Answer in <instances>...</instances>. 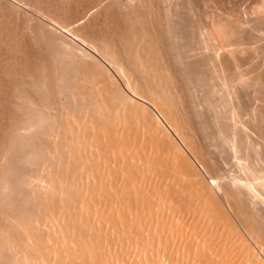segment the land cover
<instances>
[{
  "label": "bare ground",
  "instance_id": "1",
  "mask_svg": "<svg viewBox=\"0 0 264 264\" xmlns=\"http://www.w3.org/2000/svg\"><path fill=\"white\" fill-rule=\"evenodd\" d=\"M21 1H24V0H21ZM25 1H27V0H25ZM32 1L35 2L34 0H32ZM36 1L38 2V4H40V3L42 4L44 2L45 4H43V5L46 6V3L49 0H46V1L45 0H36ZM50 1L47 3V5L49 4L48 7L53 6L50 4V3H52V1L51 2ZM66 1L68 3H66ZM66 1H65L66 4H64V2H62L63 3L62 5H64V6H62V5L59 6L60 8H58L59 10L57 9V12L56 11L54 12L55 9L53 10L52 8L51 9L47 8V9H49L50 14L54 12L53 15L50 16L51 17L50 20L57 22L59 20V18L61 17L60 20H63V22L65 21V19H69V21L71 22V21H73V20H71V18L73 19V17H74L75 18L74 21L72 23H70V22H68V23H70L72 25L75 24L74 29H78L77 27H79V26H80L79 28H81V27L83 28L82 22H84V24H85V20L87 21V19H89L91 17L90 19H92V22H91L92 25L88 24V26H90L89 30H87L86 28H83V30L80 29L83 32H84V29L86 31H89V32H87V35L89 34L88 39L92 36V38L89 39L90 41L86 39L87 36H84L81 33H80V35H82V36H77V34L74 33V30H72L73 31L72 33H74L78 38H80V40L85 37V39H82L84 43L86 41H87L86 42L87 44H88V42L91 43L89 45L91 46L92 50L88 45H86V43L83 44L81 41V43L84 45L85 48L89 47V49H90L89 51H94V52H95V50H96V52L98 51L99 52L98 57L101 54L100 56L104 57L102 60L103 61L107 60V62H109V64H108L109 67L113 69V71H110V70H112L110 68L108 69L109 74H110V72L111 73L114 72V74L116 75V76L115 75L114 76L117 77L118 80H120V83H118L119 81L116 80L112 75H109V78H105L104 76H102L105 73L102 72L103 74H100V75L98 74V70H100V66H99L100 61L97 57H95L96 59H98V62H99V64L97 62L99 69L96 67V69H97L96 70L95 65L97 66V64H95L94 62L97 60L95 58H94L95 60L93 59V56H94V55L92 56L93 53L88 52L87 49H86L87 51L83 50L84 51V54H83L82 49H79L81 47H78V49L82 51L81 52L82 55H80L81 53L78 55L77 54L75 55L76 50L74 48L73 50H75V52L73 54L76 56V57L74 56L76 60H74V59L71 60V58H73V57L70 58L68 55L69 54L68 51L71 49L72 46L70 47L69 50H67V49H66L67 51L64 50L65 53L68 52L67 55L64 53V51H63V53H61V50L60 51L57 50V52H56V49H57V46H55L56 44L53 45V48L55 51L52 50L49 52L50 54H54V55L56 53L60 52L62 54V56L65 54L64 59H68V57L70 58V61L63 60V58L60 57L61 56L60 53H59L60 54L59 57L56 54V56L58 58L56 56H53V57H56V60H58L59 63H61V64H62V62L64 63V61H67V63H64L65 65L68 63H71V61H72V63H71L72 65H74V63L78 64V65H74L77 67V69L74 68V66H72V65H71L72 66L71 67L70 64H68L69 66L66 65L69 68H71L72 70L75 69L77 71V73H75V70H73L75 75H77L76 77L74 76L75 77L74 78V77H72L73 72L71 69H70L71 70V76H69L70 71H68L69 73L67 72V70L69 68H66L67 70L65 68H63V69H65V73L63 72L64 74H62V72L55 67L50 69L51 65H52L51 62H52L53 58L50 60L51 57L45 56V55H49L48 50H46L48 54L46 53L44 55V52H42L43 50L41 49L42 50L41 51L42 53H41L40 49H39V52L41 54H39L40 56L39 55L37 56V54H36V53H38L37 50H36L37 52L33 51V50L30 51V49L27 50V48H26L25 50L23 49L25 52H21L22 49L21 50L18 49L19 46L17 45L18 46L17 49L21 52V54L23 56V60L25 61V59H26L27 61L26 62L22 61V62H19V64H17L18 60L16 59L17 60V61H15L16 64H14V62H13V64L11 65V63H10L11 67H10V65L8 66L10 68V70H8L9 68H6V70H8V71H6L4 69L6 74L5 73H2V74H5L6 75L5 77H8V76H11L14 74L19 78V81L21 80V78L26 79L29 77L30 79L29 78H28L29 80L26 79V82L27 81L32 82L34 84L33 89L35 88V90H34V92H32V95H25V93L21 89H23L22 87L26 86L28 82L24 83L25 80L24 81L22 80L23 81L22 83L24 84V86H23L22 83H18L19 81L17 80V77L13 75L14 80L17 81L16 84L19 86H21V84H22V86L20 88V90H21V92H20L18 90L19 87L16 86V84L13 80L11 81L9 79V80L5 81L4 80L5 78L0 74L2 76V78H0V98H1L0 103H1V100L4 96H7L6 99L8 98L7 99L8 101L6 99H5L6 100L5 101L4 100L5 97H4L3 98L4 102L2 100V103L10 101L9 102V104H10L11 102H13V100L12 101L10 100V99H13V97H10L9 95L12 94V92H16L17 94L14 93V94H16V97H18V99H19V97L21 98L18 101L19 103L18 104L16 103L17 108L20 106L18 109L22 110V112L24 111V113H23L24 115L22 113L19 114V112H18V114L21 116L19 117L17 115L18 117H15L16 119L14 118V116H13V118L10 117V119L13 120L12 124L10 123L11 122L10 121L9 123L11 125H9L7 123L9 126H5V125H2L3 124L2 122H4L5 119L3 121V120H1V118L3 117V114H5L6 116L9 114H6V112L4 110V106L7 105L5 108H7L8 112L10 111L9 109H11V107L8 103L3 104L2 106H1L2 103L0 104L1 108L3 107L2 108L3 111H1L2 109L0 108L1 109L0 114L2 115V117L0 116L1 117L0 118V264H264V198L261 196H258L260 194L257 193V191H256V188H258L257 190L259 192H261L262 194H264V191H263L264 190V147L263 148L261 147L263 145L261 141L264 140V138L261 137L262 139L259 140L260 138L257 139L255 136L253 138H252V136H250L252 140L254 139L253 143L256 139L258 141H255L254 145L253 144L249 145L248 143L250 142V140H249L250 137L248 134H250V133L248 132L249 130L248 131L246 130L249 138L247 139L248 143L247 142L246 143L244 142V143L248 144L247 146H249V148L251 147V145H253L252 147H254L255 149H253V148H250V149L247 148V149L248 150L253 149V151L255 150L254 153L256 152L255 154H256L257 158L260 160L259 162H263L262 165L258 164L257 166H259V167H257L256 164H254L255 163L254 162L253 165H255L257 167V169H256V167L253 166L252 164H250V165L245 164V166L248 169L247 172H249V173H247V175L249 174L248 176H243L246 173L244 174L241 171L242 169L241 170L238 169L240 172L237 170V172H238L237 174L242 172L241 176H237L234 174H233L234 176H232V174L231 175L229 173L227 174V171L225 170L227 168V166H223V167H226V168H223L226 171V173L225 174L221 173V172H225V171H223V169L221 171L222 167H220L221 164H220L219 158H217L216 155H213V152H211L213 149H210L211 146L209 145L210 146L209 147L207 144H205V142H202L203 138L200 139L201 135H202V137L205 135L206 132L204 133V131L206 128L204 129V131L202 130L203 128H201L200 132L198 133L199 130H197L196 122L194 120L195 114L199 115L198 117L201 118V121H202V118L206 117L207 114L206 115L201 114V110H199L198 112H200V113H195L193 115V112L195 109L193 110L192 107L196 106L197 104L189 106L190 104H188V103H191V102H188L189 101L188 99H187L188 101L186 102V100L184 99L186 97L183 96V94L184 93L186 94V92L188 91V90H186L188 86H186L184 84V86H186V89H185L186 91L184 92L183 91L184 89L182 90L181 88H179V86H181V87L183 86V85H180L181 84L179 82L180 80L173 75L174 71L172 72V70L174 69L173 66L175 64L171 65L172 61L169 62L171 57L169 58V55H168L170 53L167 54V52L165 53V51H164L166 48H164L165 44L163 41L167 40V39L166 40L163 39L164 37H166V36H164L165 31H164V33L162 31L160 32L163 34V35L161 34L162 35V38H161L160 35L159 36L157 35L158 33L155 31V29H156L155 28L154 29L155 35L152 36L151 34L152 33L154 34V32L150 33L152 30L150 31L149 28H148L149 31L144 29L146 27V26H144L145 23H144V25L141 24V20L144 22V20H143L144 17H143L142 12L145 11L144 13L146 14L147 13L146 9H149V7H150V9L156 7V5L154 7L152 0L149 2H148V0H121L122 3L119 0V2L122 4V7H121V5H119L120 3H118V0H117V3L119 5V6L117 5V8L119 7L120 9L121 8L127 9V11L125 10L127 12V16H126V14H125V16H122L123 15L122 11H119L120 10L119 8H118L119 10L118 9L115 10V8H113L114 2H115L114 0H66ZM163 1H165V0H163ZM166 1H168V0H166ZM166 1H165V3H166ZM210 1L214 2L213 0H210ZM8 2H10V0ZM18 2H20V1H18ZM27 2H31V0L30 1L28 0ZM36 3H35V7H38V4H36ZM71 3H74V4H71ZM110 3L113 4L112 7H111ZM157 3H158V1H157ZM3 4H1V5H3ZM58 4H59V2H58ZM148 4H152L153 7H151L152 5H148ZM168 4H170V3H168ZM9 5H13V4H9ZM70 5L73 7H71ZM54 6H55V4H54ZM180 6H182V5L180 4ZM160 7H161V5H160ZM211 7H213V6L211 5ZM2 8H4V5ZM13 8H16V7L13 6L12 9ZM21 8H22V6H21ZM53 8H55V7H53ZM157 8H158V6H157ZM42 9H44V8H42ZM112 9L115 10L114 14H117L116 17L118 16L117 11H119V12H121L120 15L122 14L121 16H122L123 20L128 19L130 25H129V23H127L128 21L126 22L124 20V22L127 23L125 25H127L128 27L131 26V31L138 25V24L136 25L137 22L140 25V28L139 29L136 28V29L139 30V35L141 36V38H139L140 36H138V31L136 29H135L136 31L135 30L132 31L133 33H134V31L137 32L138 39H137V36L135 35V33H134L135 37L133 38V39H136V41L135 40L129 41V40H132V39H129V37H128L131 33V32H129L130 27L128 28L129 30H127L129 32L128 36H126V37L124 36V35H126V34H124L126 30L124 31L123 34L121 33L122 35L119 34L120 38H121V36L125 37V39H124V37H123V39H121V42H122V40H125V43H126L124 46L125 50H124L123 46L121 45V49H123V50L119 51V49H120L119 46H120V44H122L121 42H120V44L118 43L119 46L115 45L119 48H117L113 45L114 42H112V43L110 42L112 44L111 46L109 44V41H112L111 37L113 35L111 36V34L115 32V31L111 30V28H112L111 26L112 25L116 26L115 23H117V25H118L119 21L121 20L120 15H119L120 20L118 19V22H117V20L116 21L112 20V19H115V15L112 14L114 11L111 12ZM150 9L148 11H150ZM209 9H211V8H209ZM128 10H129V12H128ZM151 10L155 11V9H151ZM241 10H240V12H243ZM6 11H8V10H6ZM108 11L110 13H107ZM156 11H157V9H156ZM204 11H206V10H204ZM153 12H152V14L154 15L155 13H153ZM202 12L203 11H201V14H203ZM208 12H209V10H208ZM221 12H223V11H221ZM260 12H261V10H260ZM15 13L17 16V12H15ZM21 13H23L22 16H24V12L22 11ZM21 13H19V14H21ZM166 13H168V12H166ZM182 13H184V11ZM186 13H187V11H186ZM1 14H3V13H1ZM1 14H0V16H2ZM46 14L48 15V13H46V12H45V14L43 13V15H46ZM107 14H110L111 15L110 17H112V19L110 17H108ZM162 14H159L156 17H158ZM193 14H194V11H193ZM6 15H8V14H6ZM169 15H171L170 12H169ZM188 15H190V14H188ZM25 16H27V15H25ZM106 16L108 17V19L110 18L109 19L110 21L111 20H112V22L115 21V23L113 22L114 24L111 22L112 24H110V26L108 28L112 32H110L108 29H107L108 31L106 29L101 30V28L105 25V24L103 25L102 23L103 22L105 23L108 20ZM218 16H217V18L221 17V15H220V17H218ZM126 17H127V19H126ZM255 17H258V16H255ZM29 18H31V17L29 16ZM38 18L39 17H37V19ZM202 18H203V16H202ZM202 18L200 20H202ZM232 18H233V16H232ZM25 19H27V17ZM32 19H30V21ZM35 19H36V17H35ZM165 19H166V17H165ZM168 19H170V18H168ZM179 19H177V20H179ZM109 20L106 23H108V22L110 23ZM162 20L163 19H161V21ZM172 20H173V18H172ZM172 20H170V21H172ZM181 20H182V18H181ZM15 21H16V19H15ZM66 21H68V20H66ZM157 21L158 22L156 24H160V20H157ZM196 21L197 20L195 19V22ZM225 21H227V19ZM231 21H232V19H231ZM235 21L237 22V20H235ZM5 22H4V24H5ZM7 22H9V21H7ZM12 22H14V21L12 20ZM120 22L122 23V21H120ZM191 22H192V20H191ZM22 23H23V21H22ZM39 23L41 24V22H39ZM43 23L44 22L42 21V24H41V25H43L42 27L45 26ZM57 23H59V22H57ZM88 23H90V22H88ZM95 23H97V27L95 26ZM177 23L179 24V22H177ZM198 23H199V21H198ZM218 23H220V22L218 21ZM228 23H229V20H228ZM228 23H226V24H228ZM15 24H17V23H15ZM40 24H38V25H40ZM45 24H46V22H45ZM173 24H174V22H173ZM211 24H214V23H211ZM5 25H4V27H5ZM7 25H8V23H7ZM46 25H48V24H46ZM60 25H61V27L65 26L62 24H60ZM162 25H164V24H162V23L160 24V28L162 27L161 30H164V27H166L167 25L169 27H170V25H171V27H175V25L172 26V23L171 24L168 23L166 26H162ZM204 25H205V23H204ZM215 25L216 24H214V26ZM127 26L125 29H127ZM143 26H144V28H143ZM66 27H64V29ZM84 27H86V24L84 25ZM106 27H107V24H106ZM120 27H122V26H120ZM137 27H139V26H137ZM148 27H150V26H148ZM156 27H157V25H156ZM169 27L166 29L171 30V27L170 28ZM199 27H202L201 24ZM212 27H213V25H212ZM217 27L220 28L219 25ZM9 28L10 27H8V29L7 28L6 29L9 31ZM38 28H40V27H38ZM45 28L46 27H44V29ZM67 28L65 31L70 33L71 30L67 31ZM202 28H199V29H202ZM256 28H257V26H256ZM6 29H4V30H6ZM113 29L115 30V28H113ZM122 29H124V28H122ZM122 29H121V31H123ZM174 29L176 30V28H174ZM193 29H194V27H193ZM199 29H197L198 30L197 32H200ZM235 29H236V27H235ZM28 30H30V29L28 28ZM45 30H47V29H45ZM80 30L77 31L78 35H79ZM90 30H92V31H90ZM117 30L120 31L119 29H116V33L118 32ZM158 30L160 31V29H158ZM184 30L185 29L183 27L182 31H184ZM214 30L215 29H213V31ZM13 31H12V33H13ZM104 31H107V32H105L106 35L110 33V36L108 35L110 37V40L109 41L103 40L102 43L97 42L98 44L101 45V46H99L96 43V40H98V38H96V37L101 38L100 36H102V38L105 39L106 36L104 37L102 35V34L105 35V33H102ZM169 31H167V32H169ZM171 31L169 32V34H171ZM216 31H218L217 28H216ZM224 31L225 30H223V32ZM3 32H0V33L2 34ZM5 32H7V31H5ZM17 32H18V30H17ZM44 32H46V31H44ZM44 32L42 34H44ZM51 32H52V29H51ZM177 32L178 31L176 30V33ZM197 32L196 33L194 32V34L197 35ZM201 32H203V31H201ZM201 32L199 33L200 35L198 34L199 37L195 36V37L199 38V40L197 42L195 41L197 44H194V43H192V44H194V46L197 45V48H199L201 51H203V53L204 52L206 53L207 49H210V48L208 46H205V45L206 44L208 45L209 42L205 43V45H204L203 41H205V40L203 39ZM206 32L209 34H212V33L208 32L207 30H206ZM235 32H237V31H235ZM57 33H59V32H57ZM187 33H189V32H187ZM191 33H193V32H191ZM8 34H11V33H8ZM179 34H181V33H179ZM218 34H220V33H218ZM224 34H225V32H224ZM230 34L231 33H229V35ZM242 34H244V32ZM54 35H56V34H54ZM61 35H63V34H61ZM22 36H24V35H22ZM45 36H44V39H42V40H44L43 43L45 42ZM52 36L53 35H51L50 37H52ZM93 36H94V38H96V40L93 39ZM168 36L169 35H167V37ZM172 36H173V34H172ZM184 36H185V34H184ZM187 36H189V35H187ZM200 36L202 39H200ZM232 36L230 35V37H232ZM239 36L240 35H238L237 37H239ZM2 37H3V34H2ZM29 37H30V34H29ZM35 37H37V36L35 35ZM77 37H76V39H77ZM114 37H115V34H114ZM207 37H208V34H207ZM6 38H8V37H6ZM58 38L56 40H58ZM118 38H119V36H118ZM169 38H168V40H169ZM182 38H183V36H182ZM215 38L216 37H214V40H212V39L211 40L216 41L217 39H215ZM3 39H4V37H3ZM14 39H15V37H14ZM17 39H16V41L18 42ZM92 39L95 41L94 42L91 41ZM101 39H100V41H102ZM27 40H30V39H27ZM33 40H35V39H33ZM33 40H30V41H33ZM49 40H48V42H50ZM114 40H116V38H114ZM208 40H209V38H208ZM35 41H37V40H35ZM118 41H120V40H118ZM39 42L42 43V41H40V39H39ZM56 42L57 41H55V43ZM71 42H72V40H71ZM130 42H131V44H130ZM134 42H135V44H134ZM227 42H228V40H227ZM232 42H233V40H232ZM28 43H27V46H28ZM45 43L48 44L47 42H45ZM65 43H69V42H65ZM132 43L134 45H132ZM167 43H169V42H167ZM175 43H177V41ZM30 44H31V42H30ZM57 44L59 45V43H57ZM127 44H128V46H127ZM170 44L172 46V43H170ZM217 44H219V41ZM20 45H21V43H20ZM22 45H24V44H22ZM43 45H45V44H43ZM180 45H181V42H180ZM184 45L187 46L188 43L184 44ZM12 46H15V45L12 44ZM27 46L25 45V47H27ZM35 46H37V44H35ZM46 46L48 47V45H46ZM68 46H65V47H68ZM182 46H183V44H182ZM216 46H218V45H216ZM216 46H214V45L212 46L213 48L210 50V53H211V55L213 53V55L212 56L210 55V57L217 58V56H218L217 51L218 50H217ZM6 47H5V50H6ZM41 47H43V46H41ZM224 47L226 48V46H224ZM8 48L12 49L10 47H8ZM22 48H24V46ZM30 48H33V47H30ZM36 48H38V46L35 47V49ZM53 48H51V49H53ZM85 48H83V49H85ZM194 48H192V49H194ZM197 48H195V49H197ZM205 48H206V51L203 50ZM17 49L16 50L13 49V50L16 52V51H18ZM48 49L51 50L50 45H49ZM199 49L195 50L197 52L196 53L197 55H198V52L200 54ZM71 50H70V52H71ZM166 51H167V49H166ZM168 51H169V49H168ZM171 51L172 50H170L169 52H171ZM195 51L193 53V56H197L195 54ZM219 51H220V49H219ZM52 52H54V53H52ZM11 53H12V51H11ZM23 53L25 55H23ZM172 53H174V52L172 51ZM189 53H192V52H189ZM203 53H202V55H203ZM237 53H235V54H237ZM5 54H7V53H5ZM94 54H97V53H94ZM230 54H232V53H230ZM246 54H247V52H246ZM178 55H180V53L177 54L176 57H178ZM189 55H188V57H190ZM206 55H205V57H206ZM214 55H216V56H214ZM3 56H4V54H3ZM42 56H44V57H42ZM77 56H79V57H77ZM181 56H183V55H181ZM255 56H258V55H255ZM85 57H87V59H90V57H92L91 62L94 65H92V64L87 65V63H85L87 65L86 66L85 64H82L81 61H78V58H80L82 60V58L84 59ZM173 57H174V55H173ZM19 58H20V56H19ZM43 58H45V60L49 59L48 61H50L51 65L48 64L49 63L48 61H47L48 63H46ZM59 58L62 61L59 60ZM180 58H179V62L181 61ZM243 58H244V56H243ZM245 58H246V56H245ZM87 59L85 58L86 61L85 60L84 61L87 62ZM177 59H174V60L177 61ZM208 59H209V57H208ZM208 59H206V60L204 59V60L207 61ZM217 59L220 60L219 58H217ZM217 59H214L213 61L214 62L216 61L215 63H219V62H217L218 61ZM0 60H2V59H0ZM14 60L15 59H13V61ZM56 60H53L52 63H54V61L58 62ZM204 60H203V62H204ZM209 60H211V59H209ZM256 60H257V58H256ZM88 61H90V60H88ZM193 61H194V59H193ZM199 61H200V58H199ZM199 61H196V62H199ZM235 61L237 62V60H235ZM248 61H250V60H248ZM6 62H8V61H6ZM11 62H12V60H11ZM177 62H176V64H177ZM196 62H194V63H196ZM221 62H222V59H221L220 63ZM174 63H175V61H174ZM181 63H183V62H180V64L178 63L179 66L181 65ZM211 63H212V61H211ZM240 63H242V62H240ZM185 64L189 65V64H187V62ZM200 64L198 63L199 66L204 67V65L202 66V64L201 65ZM108 65H106V67ZM194 65L196 66V64H194ZM18 66L20 67V69L22 68L21 66H23V68L25 70L23 69V72H22V70L20 72L17 71V68H19ZM49 66H50V68H49ZM103 66H105V65L103 64ZM177 66H176V68L178 71L179 66L178 67ZM212 66L210 65V68ZM224 66H222L221 68H223ZM233 66H234V64H233ZM63 67H65V66H63ZM214 67H213V69H214ZM186 68H188V66ZM186 68H184V70ZM102 69H101V71H102ZM262 69H264V68H262ZM4 70L2 72H4ZM187 70L189 71V69H187ZM227 70H225V71H227ZM15 71H17V72H15ZM214 71L216 72V70H214ZM222 71H224V69ZM244 71H245V69H244ZM21 72H22V74H24V73L26 74V75H23L26 78H23V77L20 78L18 76ZM176 72H175V75H176ZM200 72H201V70H200ZM211 72H213V70ZM262 72H264V71H262ZM262 72H260V73H262ZM181 73H182V70H181L180 74ZM185 73H186V71H185ZM185 73H184V76H185ZM217 73L218 72H216L215 74L219 75ZM226 73H228V72H225V74ZM232 73H235V72H232ZM107 74H108V72L106 73V76H107ZM190 74H191V72H190ZM250 74H251V72H250ZM250 74H249V76H251ZM65 75L69 76V78L72 77L73 79L71 78V80L68 81L67 79H69V78H67L66 80L69 84L66 83L63 86L62 84L66 81ZM182 75H181V77H182ZM235 75H237V74H235ZM241 75H244V74H241ZM263 75H264V73H263ZM191 76H189V74H188V81H189V77L191 78ZM213 76H214V74H213ZM221 76L219 75V78H221ZM224 76H226V75H224ZM237 76H239V73ZM246 76L248 77V75H246ZM211 77L212 76H210V78ZM11 78H12V76H11ZM210 78L207 77V79H210ZM231 78H232V75H231ZM6 79H8V78H6ZM200 79H203V78L200 77L199 80ZM213 79H215V78H213ZM234 79H235V77H234ZM186 80H187V78H186ZM190 80L193 81L192 79H190ZM211 80L212 79H210L209 82H211ZM214 81H216V79ZM219 81L220 80H218V82ZM230 81H232V80H230ZM13 82H14V85L16 86L15 87L13 85L16 89L15 91H14L13 87L11 86ZM200 82H201V80H200ZM233 82L234 81H232V84H233ZM260 82H262V81H260ZM7 83L11 84L9 86L12 88V90H8L11 88L7 85ZM197 83L195 85H197ZM201 83L200 84L198 83L199 86L201 85ZM221 83L223 84V82H221ZM225 83H227V85H228V82H225ZM29 84L27 85V87H29L31 85V84L30 85ZM84 84L87 86H84ZM186 84H187V81H186ZM229 84H231V83H229ZM261 84L259 86H261ZM190 85L192 86V84H190ZM212 85H213V83H212ZM219 85H217V86H219ZM61 86H63V88L66 87L64 91H63V88ZM176 86H178V88H176ZM201 86H203V89H204L205 85L202 84ZM250 86H252V85L247 86V88ZM27 87H24V88H26L28 91L33 90L32 88H31L32 90H30ZM31 87H32V85H31ZM86 87L88 90L86 89ZM227 87L225 88V90L223 89L224 91L220 90L221 96L219 98H221V99L223 98L222 92L226 93L229 90V89H227ZM205 88H206V86H205ZM211 88L213 89L215 87L211 86ZM219 88H220V86H219ZM252 88H256V87H252ZM252 88H250V89H252ZM26 89H24V90H25L26 94H28L27 93L28 91ZM209 89H210V86H209ZM212 89L210 90L211 93L213 90H214L213 93L214 92L217 93V94H213V97H214V95L217 96L220 93L219 89L216 88L217 91L215 89H213V90ZM61 90L63 91L64 95L62 94ZM199 90H200V88H199ZM243 90H246V89H243ZM263 90H264V88H263ZM8 91H12V92H10V94H8ZM181 91H183V94L181 93ZM194 92L192 91V93H194ZM202 92H204V91H202ZM202 92H201V94H202ZM205 92H208V91H205ZM228 92L226 93V95H224L225 93L223 94L224 95L223 100L224 99L226 101L228 100L227 103H230V101H231L230 97L232 96V94L231 93L228 94ZM252 92H253V90H252ZM20 93H24V94H20ZM208 93H205V95ZM233 93H234V91H233ZM235 93H236V90H235ZM187 94H188V92H187ZM62 95L64 97H62ZM197 95H198V92H197ZM208 95H210V94H208ZM236 95H238V94H236ZM187 96H189V95H187ZM210 96H212V95H210ZM227 96H229V98ZM16 97H14V98H16ZM89 97H91V98H89ZM195 97H197V96H195ZM197 98H199V97H197ZM207 98H208V96H207ZM216 99H218V97H216L214 99L211 98V100H214L213 103L216 102V105L211 103L213 105V106L211 105V107H209L210 102H211V101H209L210 99L208 101L203 100L204 104H206V103L208 104V102H209L208 110H209V108H211V110H212V111L210 110L211 113L212 112L214 113V114H211L212 117L217 114V116H215V117L218 118V116L220 115L221 116L220 118L222 119V121L225 122L224 124L226 125L227 123H226V120L224 121L223 119H227V122L230 123L227 126L230 125L232 127H233V125H234V127H235V125L237 127L238 124L242 123L240 120H243V119H244L243 123L245 121H247V119L251 123L250 120L252 118H250V117L248 118L247 116H250V114H251L250 112H252V111H253L252 113H254V112L256 113V108H255V111H254L253 107H251L252 109L249 108L250 110L245 109L246 112H247V110H249L250 112H248V113H250V114H246V112L244 113L242 110V112L245 114V117H247L245 120V117L243 116V114L241 115L242 112L240 110H238V108H236V105H233L236 103V100H235V103L233 102L232 105L235 106V109L240 112V113L238 112L239 115H241V117L243 116L242 119H239L240 116L237 117L238 113L236 112V110H234L232 108L233 106L226 104V101L221 102V99H219L220 104H217L219 102ZM250 99H252V98H250ZM201 102H202V100H201ZM70 103L75 108H77L78 110L76 109L73 112L70 111L69 108H73V107H71ZM196 103H198V102H196ZM253 103H255V102H253ZM199 104L201 105L202 103H199ZM204 104H202L201 105L202 107H200V108L197 107L198 105L196 107H194V108H196L195 112H197V108L198 109L205 108L207 104L205 106H204ZM243 104H244V102H243ZM65 105H66V110L64 109V113H62V110H61L62 108H60V107H63ZM69 105H70V107H69ZM245 105H244V108L246 107ZM248 105L250 106V104H248ZM228 106H230L231 109L228 108ZM252 106H253V104H252ZM190 108H192V109H190ZM260 109H262V108H260ZM260 109H258V110H260ZM192 110H193V112H192ZM203 110L205 111V109H203ZM74 112L75 113L79 112L78 114H80L82 112L83 115L81 113L79 115L80 116L79 119H77L76 114L74 116ZM259 112H263V111H259ZM12 113H10V114L11 115L16 114V113L15 114H12ZM202 113H203V111H202ZM207 113H208V111H207ZM209 113H208L207 118L209 117L210 121H211L212 119H211ZM257 113H258V111H257ZM257 113L255 114V116H254V114L253 115L251 114L252 117L254 116L253 119H255V117L257 116ZM200 114L203 117H201ZM259 114L261 115V113H259ZM158 115L163 118L162 120H164V123H166V126H164L165 124L164 125L162 124L163 122L160 121L161 119L158 117ZM260 115H258V116H260ZM215 117H214V119H215ZM217 118L215 119L216 121H217ZM237 118L239 119V121ZM221 119H219V120L221 121ZM257 119H258V117H257ZM196 120H198L197 117H196ZM204 120H206V118ZM236 120H237V123L235 122ZM216 121H213L216 124L213 126H217V125L221 126L222 122H221V124H219V123L217 124ZM248 121H247V124H249ZM260 121L261 120H259L258 122L261 123ZM262 122H264V121H262ZM204 123L205 122H203V124H202V122H201L200 125L202 124V126L203 125L205 126ZM256 123H257V121H256ZM198 124H199V122H198ZM198 124H197V126H199ZM208 124H210V123H208ZM242 124H241V126H242ZM245 124L246 123H244L243 126H245ZM252 124L253 123H251V126H252ZM225 125L223 126L224 128L221 126L222 131H225V129H226ZM2 126H5L6 128H4ZM44 126H45V130H44ZM251 126L249 128H251ZM7 127H9L8 132L5 131V129H7ZM209 127L213 129L212 126H209ZM209 127H208V129H209ZM221 127H220V129H221ZM229 127H227V128L230 129ZM246 127H248V126L246 125ZM246 127H244L243 129H241V128L237 129L236 128V130L241 129V130H243L242 131L243 134L246 135V133L244 132ZM257 127H256V129H257ZM41 128H42V131L43 130L46 131V135H45L46 137H43L42 134H38V133H40L39 129H41ZM46 128H47V130H46ZM198 128H200V127H198ZM217 128L214 130L217 131ZM235 128H233V129L231 128L232 129L231 134H230V132L226 134V132L229 131L228 129H227V131L224 132V134H225L224 136L228 135L229 137L230 136L231 137L227 138V136H226V138L229 139L227 141V143L225 142L226 141L225 137L223 138L225 141L220 140L222 143L224 141L223 144L221 143L222 152H221V148L219 146H216V147L214 146L215 149H219V152H221L222 154H224L225 152H228V154H230L229 153V152H231L229 149L230 145H232V147L234 149H236L237 148L236 146H238L240 143H242L243 141H247V140H244L247 138V136H246V138H243V137H245V135H241V134H240L241 136L239 135V132L242 133L241 130H239L238 132L235 130L237 132V134L234 133ZM259 129L260 128L258 127V130ZM201 131L204 135L201 134ZM220 131H218V132H220ZM255 131L257 132V130H255ZM35 132H36L37 136L38 135H39V137L42 136V138L40 137V139H42L41 141L38 142V140H40V139H38L36 142H33L32 139H34V137H35V135H34ZM207 132L209 133V131H207ZM218 132H217V134L214 131L212 132V133H214L213 134L214 138L217 137V135L221 136L223 134L222 133L220 135V133L218 134ZM32 133H34V134H32ZM30 134H31V137H32V135L34 136L30 140H32V142L38 146L35 147L32 142H29V145H28V143H26L24 141V140L29 141L28 138H31ZM232 134H234L233 138H236L239 135V138L242 140H240L239 138H237V139L242 141V142H239L237 140V142L239 143L238 144L237 142L234 143L235 142V140H234L232 142V144H230ZM235 134H236V137H235ZM250 135H253V134H250ZM263 135H264V133H263ZM210 137L208 138V140L205 138L204 139L210 142L211 141ZM43 138H46V139L43 140ZM212 139H213V137H212ZM216 139H217L216 143H218V138H216ZM20 140L21 141L23 140V142H24V144L21 143L23 145V147L20 146L21 144H19V143H14V142H21ZM220 141H219V144H220ZM259 141L261 144H256V142L259 143ZM209 142H206V143H209ZM216 143H214V145H216ZM225 143H226V145L229 144V146H228L229 151L225 150V148H224V147H226V146H224ZM244 143H242V144H244ZM263 143H264V141H263ZM14 144H15V146H14ZM16 144H17V150H15ZM242 144H240L241 148H239V147L238 148L241 150V154L243 156H247L246 153L248 151L244 150L245 148L242 147ZM25 145H26V147H24ZM28 146H32V147H29L32 150H30L29 148L27 149ZM206 146H207V148L208 147L209 148L207 149ZM18 147L20 148V150H18ZM232 147H231V149H232ZM244 147H246V146H244ZM21 148H23V149L25 148V151H24L25 154ZM34 148H38V151H37V149H34ZM238 148L235 151H238L236 153L240 154ZM13 149H14V151H19V152L16 153L13 151ZM33 149L36 150V152L34 151L36 154L40 150L41 151L43 150L42 153H41V151L39 153H41V154L45 153L46 154L47 162L45 160V156H44L45 154H43V156H44L43 159L45 160L46 165L44 164L45 162L44 163L41 162V159H42L41 154L35 155V156L36 157L41 156L40 157L41 159H39V157H37V158L43 164V165L41 164L42 166L40 165V162H39L40 166H38L39 168H36L37 164H38L36 157H33L34 160H31V163H36V165L35 164L32 165L29 163H27V164H29V165H27L29 167H27L25 165L27 160L25 162L26 156H23V155H27L26 154L27 150H30L31 152H33ZM209 149L211 151H209ZM223 149H224V151H223ZM234 149H232L233 153L235 152ZM10 151L11 152L13 151L12 156L15 157V159L17 157H19L17 154L20 155V152L23 153L20 156H23L24 161H21V162H22V165L24 164L26 167L24 165L19 166L20 164H18V166L21 167V169L23 171L17 165H14L15 163L12 160L15 161V159L12 158L11 153H9ZM214 151H216V150H214ZM244 151L246 153H244ZM217 152H218V150H217ZM217 152H215V153L217 154ZM14 153L16 154L17 157L15 156ZM233 153L231 152L233 159H230V158H232V156L230 154L229 155L230 158H228L229 160H234V157L236 155H237L236 156L237 159H239V160H241L242 158L247 160L249 157H251L252 160H254L253 157L256 158L255 155H253L254 153L251 156L249 155V157H247V159L242 157L241 154H240L241 155L240 156V155L235 153L236 155L234 156ZM250 153H252V151H250ZM228 154L226 153L224 155L226 157H229V156H227ZM28 155H29V153H28ZM31 155L34 156V153ZM31 155H29V156H31ZM217 155L220 157L219 154H217ZM225 156L224 157L221 156V157L224 159ZM8 158L11 159L10 163L8 162L10 159H8ZM43 159H42V161H44ZM226 159H224V160L227 161ZM258 159H255V161L256 160L258 161ZM17 160H18V158H17ZM19 160H21L20 157H19ZM28 160L30 162L29 157H28ZM229 160H228V163L232 162V161L229 162ZM239 160H237V161H239ZM252 160L248 159V161H251V163H252ZM237 161L235 160V162H237ZM11 162H13L14 164ZM15 162H19V161H15ZM235 162H234V164L233 163L232 164L235 165ZM241 162H242V160H241ZM224 163H226V162H224ZM244 163L242 162L241 164L244 165ZM8 164H12V165H8ZM239 164H240V161L238 163V166H239ZM30 165L34 166L33 168L38 169L37 171L39 173L37 171H35V169L31 168ZM230 165L231 164H229V167H230ZM243 165H241V166H243ZM245 166H244V168H245ZM22 167L25 168V170H26V168H31V169H29V171L28 170L24 171V169ZM232 167H230V168H232ZM234 168H236V167L234 166ZM258 168H260V169H258ZM32 169L35 171L34 174L38 173V174H36L37 176L33 175V174L30 175V173H31L30 170H32ZM233 169H231V170H233ZM201 170H203L206 173V176ZM228 170H230V169H228ZM231 170L228 172H231ZM234 170H236V169H234ZM234 170H233V172H234ZM243 171H246V169ZM26 172H28V173L30 172V173L28 174ZM32 173H33V171H32ZM234 173H236V172H234ZM225 175H226V177L228 176V179L226 177H224ZM229 175H230V177H229ZM261 188L263 189L262 190L263 192L260 191ZM19 190L21 192H24L25 194L17 195L19 193ZM16 192H18V193H16ZM21 195L22 196L25 195L26 198L21 197V199H23V200L25 198V200H24L25 203H24V201L23 202L20 201V203H21L20 205L15 204V203L19 202V198L16 199L18 202H15L16 201V200H14L15 196L20 197ZM27 207H28V209H27ZM29 207L32 209V211H31V209L29 210ZM10 208H12V209H10ZM28 212H30V213H28ZM33 213L35 215H33ZM120 244H121V246H120ZM122 247H124L125 249ZM119 248L123 252L118 251ZM124 250L127 251V252H125L126 254H123Z\"/></svg>",
  "mask_w": 264,
  "mask_h": 264
},
{
  "label": "rangeland",
  "instance_id": "2",
  "mask_svg": "<svg viewBox=\"0 0 264 264\" xmlns=\"http://www.w3.org/2000/svg\"><path fill=\"white\" fill-rule=\"evenodd\" d=\"M8 1H9V0H4V1L1 0V1H0V10H1V11H0V14H1V13L4 14V15L1 14L3 17L0 16V30L2 29L0 32H3V31L5 32V31H7L8 33H11V34H8L7 32H5V33L3 32L2 34H3L4 39H3V37H2V34L0 33V35H1V36H0V37H1V38H0V41H1V42H0V59L3 60V61L0 60V62L2 63V64L0 63V65H1V66H0V74L5 78V79H4L5 81L10 79L11 81L13 80V81L15 82V84L17 83V81L14 80V76H16V75H14V74H13L14 76L11 75L12 78H11V76L5 77V76H6V75H5V74H6V73H5V70H6V68H9L8 66L10 65V63H11V65H12L13 62H14V64H16L15 61H17V60H18L17 64H19V62L24 61L21 52H25L24 50H25L26 48H27V50L30 49V51H31V50H33V51H36V50H37L38 53H36V54H37V56H38V55L41 54L42 52H44V55H45V54L47 53L46 50H48V53H49L50 51L54 50V48H53V45H54V44H56L55 46H57L56 52H57V50H58V51L61 50V53H63L64 50H65V51L69 50L70 47L72 46V47H73V48L71 47L72 50L70 49L71 52H70V50L68 51V52H69V54H68L69 57H70V58L73 57V58H71V60H72V59L76 60V59H75V57H76L75 55H76V54L78 55V54H80L83 50H86V49H87L88 52H92V53H93V54L91 53L92 56L94 55V56H93V59H94L95 57H97V58L99 59V61H100V64L102 65V66H101V65L99 64V62H98V59L95 58L97 61H95V62L93 61V62H94L95 64H97V62H98L99 66H100V70H98V74L100 75V74L105 73V74L102 75V76H104L105 78H109V75H112L116 80H118L117 77H115L116 75L114 74V72H112V73L110 72V74H109V70H108V69L110 68L109 65H108L109 62H107V60H106V61H103L102 59H103L104 57L100 56L101 54H100L99 57H98V54H99L98 51H97V52H96V50H95V52H94V51H89V50H90L89 47L91 48V46H90L89 44H91V43L88 42V44H87V43H86L87 41L85 40V41H86V42H85L86 45H88L89 47H88V48H87V47L85 48L84 45H83V44H85V43L83 42V40H82V39H85L84 36H87V38H86L87 40L91 39L92 36L88 39V35H89V34L87 35V32H89V31H86V30L84 29V32H85V33H84V32L81 31L80 29L83 30V28H86L87 30H89V27H90V26H88V24L92 25V23H91V22H92V19H90L91 17H90L89 19H87V21L85 20L86 27H84L85 24H84V22H82V23H83V28H82V27L79 28V27H80V26H79V27H77L78 29H74V28H75V24H73V25L70 24V23H72V22L74 21V19H75L74 17H73V19L71 18V20H73V21H71V22L69 21V19H65V21L63 22V20H60L61 17L59 18L58 21L55 19V20H56L57 22H59V23H57V22H55V21H53V20H50V18H51L50 16H52L53 13H54L55 11L57 12V9L60 8L59 6H61V5L63 4L62 2H64V4L68 3L66 0H62V1H61V0H54V1L51 0L52 3H50V4L53 5L52 7H48L49 4L47 5V3H48L50 0L46 3V6L43 5V4H45L44 2H43L42 4L39 2L40 4H38V2H37L36 0H34L35 2H33L32 0H31V2H27L28 0H27V1H25V0H24V1H21V0H10V2H8ZM18 1H20L21 3L18 2ZM29 1H30V0H29ZM45 1H46V0H45ZM51 1H50V2H51ZM65 1H66V3H65ZM114 1H115V2H114V7H113V8H115V10H117V9L119 8V7L117 8V5H118V3L121 2V0H120V2H119V0H118V3H117V0H114ZM149 1H151V0H148V2H149ZM155 1H156V2H155ZM157 1H158V3H157ZM165 1H166V0H165ZM165 1H163V0H162V1H161V0H152V3L154 4V7H155V5H156V7H155V8H151V9H155V11H154V10H151L150 7H149L150 11H148L149 9H146V12H147L146 14H147V15L144 13L145 11H143L142 14H143V17H144V19H143L144 22L141 20V24L144 25V23H145L144 26H146L147 28H146V27L144 28V26H143V28L146 29L147 31H149V30L151 31V30H152L150 33L154 32V34H153V33L151 34L152 36L155 35V31H156V32L158 33L157 35H158V36L160 35L161 38H162V35H163V34L160 33V32L162 31V32L164 33V31H165L164 36H166V37H164L163 39H164V40H166V39L168 40V38L170 37L168 41H167V40H166V41H163L164 44H165V45H164V46H165L164 48L167 49V51H166V49H165L164 51H165V53L167 52V54L170 53V54H168V55H169V58L171 57L170 60H169V62L172 61V64H171V65L175 64V65L173 66L174 69L172 70V72L174 71V74H173V75H174L176 78H178V79L180 80V81H179V80L177 79V80L181 83L180 85H183V86H184V84H185L186 86H188L187 89H186V86H184V87H183V86H182V87L179 86V88H181L182 90L184 89V90H183L184 92H185L186 90H188V91H187L188 94H187V92H186V94H185V93L183 94V91H181V93L183 94V96L186 97V98H184V99L186 100V102H187L188 100H189L188 102H191V103H188V104H190L189 106L196 105V104L198 105L199 103L204 104V103H203V100H205V101L207 100V101H208V100L210 99V100H209V101H211V102H210V105H209V102H208V104L206 103L207 105L204 104V106L206 105V107H205V108H202V109H198V108L202 107V106H201L202 104H201V105L199 104L198 106L196 105V106L198 107V108H197V112H195L196 108H194V107H196V106L192 107L193 110L195 109L194 112H193V110H192V112H193V115H194L195 113H200V112H198V111L201 110V114H205V115L207 114L206 117L202 118V121H201V118L198 117L199 115H196V114H195V115H194V116H195L194 120H195V122H196L197 130H199L198 133L200 132L201 128H203V129H202L203 131H204V129L206 128L205 131H204V133L206 132V133H205L206 136H205V135L202 133V131H201V134H203L204 136L202 137V135H201V136H200V139L203 138V139H202V140H203L202 142H205V144H207L208 146L210 145V146H211L210 149H213L212 151L209 149V151L213 152V155H216V157L219 158V161H220V164H221L220 167H222V168H221V171H222L223 168H226V167H223V166H227V168L230 169V170L233 169L234 166H235L236 168H234V169H236V170H234V169H233V170H234V172H236V173H234L233 170H231V172H228V171H230V170H228V169L226 168L225 170L227 171V174L229 173L230 175L232 174V176H234V175L241 176V174H242V172H243L244 174L246 173V174L243 175V176H248L249 174L247 175V173H249V172H247L248 169H247V167L245 166V164H249V165L252 164V165H253V163L255 162L254 164H256V166H257L258 164H259V165H260V164L262 165V163H263V162H259L260 160L257 158V156H256V154H255L256 152L254 153L255 150L253 151V149H255V148L252 147V146L254 145L255 141H258L257 139L260 138L259 140H261L262 138H264V135H263V133H264V131H263V130H264V127H263V126H264V122H262V121H264V118H263V117H264V105H263V104H264V93H263V92H264V90H263V88H264V83H263V82H264V78H263L264 75H263V73H264V72H262V71H264V69H262V68H264V48H263V47H264V39H263V38H264V26H263V25H264V6H263V5H264V0H213L214 2H211L210 0H206V1H205V0H202L203 2H202L201 0H196V1H195V0H188V1H187V0H175V1H174V0H168V1H166V3H165ZM170 1H171L172 3H171ZM176 1H177V2H176ZM183 1H184V2H183ZM200 1H201V2H200ZM224 1H225V2H224ZM259 1H260V2H259ZM2 2H3L4 4H3ZM7 2H8L9 4H13V5H9ZM36 2H37V3H36ZM54 2H55V3H54ZM56 2H57V3H56ZM58 2H59V4H58ZM159 2H160V3L162 2V3L160 4ZM163 2H164V3H163ZM197 2H198V3H197ZM204 2H205V3H204ZM210 2H211L212 4H211ZM5 3H6V4H5ZM19 3H20V4H19ZM33 3H34V4H33ZM35 3L38 4V7H35ZM121 3H122V2H121ZM121 3H120L119 5H121V7H122V4H121ZM168 3H170V4H168ZM185 3H186V4H185ZM189 3H190L191 5H190ZM203 3H204V4H203ZM208 3H209V4H208ZM213 3H214V4H213ZM1 4L4 5V8H2L3 5H1ZM15 4H16V5H15ZM26 4H27V5H26ZM29 4H30V5H29ZM54 4H55V6H54ZM71 4H74V3H71ZM110 4H111V3H110ZM158 4H159V5H158ZM171 4H172L173 6H172ZM180 4H181L182 6H180ZM192 4H193V5H192ZM198 4H199V5H198ZM200 4H201L202 6H201ZM32 5H33V6H32ZM51 5H50V6H51ZM119 5H118V6H119ZM148 5H152V4H148ZM160 5H161V7H160ZM166 5H167V6H166ZM189 5H190V6H189ZM211 5H212L213 7H211ZM216 5H217V6H216ZM260 5H261L262 7H261ZM1 6H2V7H1ZM10 6H11V7H10ZM13 6L16 7V8H13L14 10L12 9ZM17 6H18V7H17ZM21 6H22V8H21ZM36 6H37V5H36ZM40 6H41L42 8H44V9H42ZM44 6H45V7H44ZM62 6H64V5H62ZM70 6H71V5H70ZM112 6H113V4H111V7H112ZM157 6H158L159 9L157 8ZM170 6H171V7H170ZM185 6H186V7H185ZM191 6H192L193 8H192ZM33 7H34V8H33ZM53 7H55V8H53ZM71 7H73V6H71ZM151 7H153V5H152ZM216 7H217V8H216ZM223 7H224V8H223ZM36 8H37V9H36ZM38 8H39V9H38ZM40 8H41L42 10H41ZM47 8H49V9L52 8L53 10H54V9H55V10H54L53 13L50 14L49 9H47ZM160 8H161V9H160ZM169 8H170V9H169ZM172 8H173V9H172ZM190 8H191V9H190ZM209 8H211V9H209ZM213 8H214V9H213ZM220 8H221V9H220ZM32 9H33V10H32ZM74 9H75V8H74ZM119 9H120V8H119ZM119 9H118V10H119ZM139 9H140V8H139ZM156 9H157V11H156ZM207 9L209 10V12H208ZM234 9H235V10H234ZM239 9H240V10L242 9L241 11H243V12H240ZM259 9L261 10V12H260ZM6 10H8V11H6ZM9 10H10L11 12H10ZM24 10H25V11H24ZM37 10H38V11H37ZM40 10H41V11H40ZM53 10H52V11H53ZM58 10H59V9H58ZM115 10H113V9L111 10V12L114 11L112 14L115 13ZM123 10H124V11H123ZM125 10L127 11V9H123V8H121V9L119 10V11H122V14H123V15L121 14L122 16H125V14H126V16H127V12H126ZM143 10H144V9H143ZM160 10H161V11H160ZM162 10H163V11H162ZM164 10H165V11H164ZM168 10H169V11H168ZM198 10H199L200 12H199ZM204 10H206V11H204ZM210 10H211V11H210ZM238 10H239V11H238ZM2 11H3V12H2ZM22 11L24 12V16H22V15H23V13H21ZM35 11H36V12H35ZM50 11H51V10H50ZM119 11H117V13H118V16H117V17H116L117 14H114V15H115V19H112V17H110V16H111L110 14H107V15H108V17H110L112 20H115V21L117 20V22H118V19L120 20L119 15H120V13H121V12H119ZM153 11H154V12H153ZM180 11H181V12H180ZM183 11H184V13H182ZM186 11H187V13H186ZM193 11H194V14H193ZM197 11H198V12H197ZM201 11H203V12H202L203 14H201ZM212 11H213V12H212ZM221 11H223V12H221ZM7 12H8V13H7ZM15 12H17V16H16V13H15ZM34 12H35V13H34ZM37 12H38V13H37ZM45 12L48 13L49 16H48L47 14H46V15H43V13L45 14ZM125 12H126V13H125ZM128 12H129V10H128ZM152 12L155 13V14L153 15ZM159 12H160V13H159ZM161 12H162L164 15H163ZM166 12H168V13H166ZM169 12H170L171 15H169ZM189 12H190V13H189ZM211 12H212V13H211ZM245 12H246V13H245ZM11 13H12V14H11ZM19 13H21V14H19ZM107 13H110V12L108 11ZM148 13H149V14H148ZM150 13H151V14H150ZM156 13H157V14H156ZM175 13H176V14H175ZM216 13H217V14H216ZM223 13H224V14H223ZM244 13H245V14H244ZM261 13H262V14H261ZM6 14H8V15H6ZM41 14H42V15H41ZM159 14H162V15L158 16L159 18L156 17V16L159 15ZM184 14H185V15H184ZM188 14H190L191 16L188 15ZM196 14H197V15H196ZM212 14H213V15H212ZM219 14L221 15V17H220ZM235 14H236L237 16H236ZM238 14H239L240 16H239ZM258 14H259V15H258ZM9 15H10V16H9ZM18 15H19V16H18ZM25 15H27V16H25ZM121 15H120V16H121ZM168 15H169V16H168ZM178 15H179V16H178ZM183 15H184V16H183ZM200 15H201V16H200ZM205 15H206V16H205ZM218 15H219V16H218ZM241 15H242V16H241ZM244 15H245V16H244ZM21 16H22V17H21ZM29 16H30L31 18H29ZM47 16H48V17H47ZM122 16H121V20H120V21H122V23H123L125 19L123 20V19H122ZM150 16H151V17H150ZM154 16H155V17H154ZM167 16H168V17H167ZM172 16H173V17H172ZM187 16H188V17H187ZM202 16H203V18H202ZM208 16H209V17H208ZM217 16L220 17V18H217ZM232 16H233V18H232ZM247 16H248V17H247ZM255 16H258V17H255ZM16 17H17V18H16ZM26 17H27V19H25ZM35 17H36V19H35ZM37 17H39V18L37 19ZM45 17H46V18H45ZM106 17H107V16H106ZM108 17H107V19H108ZM113 17H114V16H113ZM162 17H163V18H162ZM165 17H166L167 20L165 19ZM185 17H186V18H185ZM197 17H198V18H197ZM199 17H200V18H199ZM205 17H206V18H205ZM210 17H211V18H210ZM241 17H242V18H241ZM6 18H7L8 20H7ZM21 18H22L23 20H22ZM32 18H33V19H32ZM47 18H48V19H47ZM103 18H104V17H103ZM110 18H109V19H110ZM124 18H125V17H124ZM148 18H149V19H148ZM168 18H170V19H168ZM172 18H173V20H172ZM176 18H177V19L180 18V19L177 20ZM181 18H182V20H181ZM187 18H188V19H187ZM191 18H192V19H191ZM201 18H202L203 21L200 20ZM235 18H236V19H235ZM245 18H246V19H245ZM2 19H3V20H2ZM5 19H6V20H5ZM15 19H16V21H15ZM30 19H32V20L30 21ZM44 19H45V20H44ZM46 19H47V20H46ZM105 19H106V18H105ZM105 19H104V20H105ZM109 19H108V20H109ZM126 19H127V17H126ZM150 19H151V20H150ZM154 19H155V20H154ZM161 19H163V20L161 21ZM164 19H165V20H164ZM184 19H185V20H184ZM193 19H194V20H193ZM195 19L197 20L196 22H195ZM226 19H227V21H225ZM231 19H232V21H231ZM253 19H254V20H253ZM12 20H13L14 22H12ZM38 20H39V21H38ZM66 20H68V21H66ZM108 20H107V21H108ZM112 20H111V21L109 20V21H110V23L108 22L109 24L106 23L107 21H106L105 23L103 22L102 24H103V25L105 24V25H104V26L102 25L103 27L101 28V30H102V29H103V30H105V29L107 30V29L109 28L110 24H112L113 22L115 23V21L112 22ZM157 20H160V24H161V23L164 24V25H162V26H166L168 23H169V24L172 23V26L175 25V27H171V25H170L171 30H172V31H171L170 29H168V30L166 29V28L169 27V26L167 25L166 27H164V30H161L162 27L160 28V24H156V23L158 22ZM170 20H172V21H170ZM191 20H192V22H191ZM208 20H209V21H208ZM211 20H212V21H211ZM228 20H229V23H228ZM235 20H237V22H236ZM240 20H241V21H240ZM1 21H2L3 23H2ZM5 21H6V22L9 21V22H7L8 25H7V23H6ZM22 21H23V23H22ZM29 21H30V22H29ZM32 21H33V22H32ZM42 21L44 22V23H43V24L45 25L44 27H46L45 29H47V30H45L44 27H42V26H43V25H41V24H42ZM60 21H61V22H60ZM120 21H119V24H118L119 26L117 25V23H115L116 26L112 25V26H111L112 28L110 27L112 31H115L114 33L111 34V36L113 35V36L111 37V40H112V41H109V40H110V37H109V36H110V33L108 32L109 34H107V35H106V33H105V32H107L108 30H109L110 32H112L110 29H108L107 31L102 32V33H105V35L102 34L104 37L106 36L105 39H103L102 36H100L102 39L99 38V37H96V36H95L96 38H98V40H96V38H94V36H93V39L96 40V43H97V42L102 43L103 40H104V41H109L110 46L112 45V44H111L112 42H114V44H113L114 46H115V45L119 46L118 43L120 44L121 39H123L124 36H125V37L128 36V35H129V34H128L129 32H131V33H130V35H129L128 37H129V39H132V40H129V41H134V40L136 41V39H133V38L135 37V35L137 36V32H135V31H136L137 29L140 28L139 23H138V22L136 23V25L138 24L137 26H139V27L136 26V27L133 29V30H135V29L137 28V29L134 31V33H135V35H134V33L132 32L133 30L131 31V26H129V27H130V30H129V29H128L129 27H128L127 25H125V24L129 23L128 19L125 20L126 22H127V21H128V22H127V23L124 22V23H123L124 25H123ZM155 21H156V22H155ZM165 21H166V22H165ZM198 21H199V23H198ZM218 21H219L220 23H218ZM230 21H231V22H230ZM242 21H243V22H242ZM258 21H259V22H258ZM4 22H5L6 25L4 24ZM26 22H27V23H26ZM39 22H41V24H40ZM45 22H46V24H48L49 26L46 25ZM52 22H53V23H52ZM54 22H55V23H54ZM62 22H63V23H62ZM66 22H67V23L70 22V23L67 24ZM86 22H87V23H86ZM88 22H90V23H88ZM111 22H112V23H111ZM142 22H143V23H142ZM163 22H164V23H163ZM167 22H168V23H167ZM173 22H174V24H173ZM177 22H179V24H178ZM222 22H223V23H222ZM224 22H225V23H224ZM11 23H12V24H11ZM15 23H17V24H15ZM24 23H25V24H24ZM65 23H66L67 25H66ZM114 23H113V24H114ZM149 23H150V24H149ZM151 23H152L153 25H152ZM175 23H176V24H175ZM189 23H190V24H189ZM197 23H198V24H197ZM204 23H205V25H204ZM211 23H214V24H216V25L214 26V24H211ZM226 23H228V24H226ZM257 23H258V24H257ZM260 23H261V24H260ZM1 24H2V25H1ZM38 24H40L41 26L38 25ZM58 24H59V25H58ZM60 24L65 25L64 27L67 26V27H68V28L66 27V28H67V31H68V30H71L70 33H69V32H66V31H65L66 28L64 29V27H63V26L61 27ZM106 24H107V27H106ZM146 24H147V25H146ZM177 24H178L179 26H178ZM191 24H192V25H191ZM200 24H201V26H202L203 28H202V27H199ZM223 24H224V25H223ZM229 24H230V25H229ZM4 25H5V27H4ZM32 25H33V26H32ZM34 25H35V26H34ZM69 25H70V26H69ZM80 25H81V24H80ZM129 25H130V23H129ZM134 25H135V24H134ZM134 25H133V26H134ZM156 25H157V27H156ZM158 25H159V26H158ZM180 25H181V26H180ZM183 25H184V26H183ZM195 25H196V26H195ZM212 25H213V27H212ZM218 25L220 26V28L217 27ZM222 25H223V26H222ZM253 25H254V26H253ZM7 26L10 27V28H9V31L7 30V29H8ZM26 26H27V27H26ZM30 26H31V27H30ZM73 26H74V27H73ZM81 26H82V25H81ZM95 26L97 27V23H95ZM113 26H114V27H113ZM120 26H122V27H120ZM124 26H125V27H124ZM126 26H127V29H125ZM148 26H150V27H148ZM177 26H178V27H177ZM221 26H222V27H221ZM249 26H250V27H249ZM256 26H257V28H256ZM38 27H40V28H38ZM41 27H42L43 29H42ZM48 27H49V28H48ZM59 27H60V28H59ZM104 27H105V28H104ZM170 27H169V28H170ZM180 27H181L182 29H181ZM183 27H184V29H185L184 31H182V30H183ZM193 27H194V29H193ZM196 27H197V28H196ZM205 27H206V28H205ZM230 27H231V28H230ZM235 27H236V29H235ZM247 27H248V28H247ZM3 28H4V29L7 28V29L4 30ZM28 28H29L30 30H28ZM31 28H32V29H31ZM50 28L52 29V32H51V29H50ZM113 28H115V30H114ZM120 28H121V29L124 28V29H122L123 31H121ZM148 28H149V30H148ZM151 28H152V29H151ZM155 28H156V29H155ZM157 28L160 29V31H159ZM174 28H176V30H177L179 33H181V34H179L178 32L176 33V30H175ZM191 28H192V29H191ZM199 28H202V29H199ZM204 28H205V29H204ZM216 28H217L218 31H216ZM246 28H247V29H246ZM11 29H12V30H11ZM24 29H25V30H24ZM26 29H27V30H26ZM41 29H42V30H41ZM48 29H49V30H48ZM62 29H63V30H62ZM116 29H119L121 32L117 30L119 33H118V32L116 33ZM154 29H155V31H154ZM165 29H166V30H165ZM180 29H181V30H180ZM197 29H199L200 32L203 31V32H201V33H202V37H203V39L205 40V41H203V42H204V45H205V43L209 42L208 45L206 44L205 46H208L210 49H207V51H206V48L203 49V50L206 51V53H205V52L203 53V51H201L199 48H197V45H195L196 47L194 46V44H197L196 42L199 40V38L195 37V36H198V34L200 33V32H197V31H198ZM210 29H211L212 31H213V29H215V30H214L215 32H214V31L212 32ZM222 29L225 30V31H224L225 34H224V32H223ZM234 29H235V30H234ZM13 30H14V31H13ZM17 30H18V32H17ZM19 30H20V31H19ZM33 30H34V31H33ZM35 30H36V31H35ZM56 30H57V31H56ZM72 30H74V33H76L77 36H82V35H84V36H83L84 38H82V39L80 40V38H78L74 33H72V32H73ZM78 30L81 31V32L79 31V35H78V32H77ZM125 30H126V31H125ZM127 30H129V32H128ZM157 30H158V31H157ZM169 30L171 31V34H169V32H170ZM174 30H175V31H174ZM179 30H180V31H179ZM206 30H207L208 32L212 33L213 35L207 33ZM219 30H220V31H219ZM261 30H262L263 32H262ZM12 31H13V33H12ZM27 31H28V32H27ZM44 31H46V32H44ZM75 31H76V32H75ZM90 31H92V30H90ZM124 31H125V33H124ZM137 31H138V36H140V35H139V30H137ZM167 31H169V32H167ZM181 31H182V32H181ZM190 31L193 32V33H191ZM204 31H205L206 33H205ZM235 31H237V32H235ZM24 32H25V33H24ZM43 32H44V34H42ZM53 32H54V33H53ZM57 32H59V33H57ZM187 32H189V33H187ZM194 32H195V33L197 32V35L194 34ZM234 32H235V33H234ZM240 32H241V33H240ZM243 32H244V34H242ZM248 32H249V33H248ZM6 33H7V34H6ZM15 33H16V34H15ZM19 33H20L21 35H20ZM33 33H34L37 37H35V35H34ZM36 33H37V34H36ZM40 33H41V34H40ZM49 33H50V34H49ZM66 33H67V34H66ZM80 33H81L82 35H80ZM121 33H122V34L124 33V34H126V35L121 36V38H120V35H122ZM132 33H133V34H132ZM214 33H215V34H214ZM218 33H220V34H218ZM227 33H228V34H227ZM229 33H231L230 35H231V36L233 35V36L230 37ZM233 33H234V34H233ZM237 33H238V34H237ZM257 33H258V34H257ZM262 33H263V34H262ZM12 34H13V35H12ZM25 34H26V35H25ZM27 34H28V35H27ZM29 34H30V37H29ZM54 34H56V35H54ZM61 34H63V35H61ZM71 34H72V35H71ZM114 34H115V37H114ZM116 34H117V35H116ZM119 34H120V35H119ZM131 34H132L133 36H132ZM161 34H162V35H161ZM165 34H166V35H165ZM172 34H173V36H172ZM184 34H185L186 37L184 36ZM190 34H191V35H190ZM207 34H208V37H207ZM247 34H248V35H247ZM249 34H250V35H249ZM5 35H6V36H5ZM7 35H8V36H7ZM22 35H24V36H22ZM33 35H34V36H33ZM41 35H42V36H41ZM45 35H46V36H45ZM47 35H48L49 37H48ZM51 35H53V36L50 37ZM58 35H59L61 38H60ZM108 35H109V36H108ZM167 35H169V36L167 37ZM170 35H171V36H170ZM187 35H189L190 37L187 36ZM199 35H200V34H199ZM211 35H212V36H211ZM219 35H220V36H219ZM238 35H240V36L237 37ZM241 35H242L243 37H242ZM255 35H256L257 37H256ZM9 36H10V37L12 36L11 38H12L13 40H12ZM17 36H18V37H17ZM19 36H20V37H19ZM31 36H32V37H31ZM44 36H45V42H47L48 44H46L45 42L43 43L44 40H42V39H44ZM107 36H108V37H107ZM116 36H117V37H116ZM118 36H119V38H118ZM131 36H132V37H131ZM138 36H137V39H138ZM182 36H183V38H182ZM217 36H218V37H217ZM6 37H8V38H6ZM14 37H15V39H14ZM27 37H28V38H27ZM58 37H59L60 39H59ZM76 37H77V39H76ZM125 37H124V39H125ZM198 37H199V36H198ZM204 37H205V38H204ZM206 37H207V38H206ZM214 37H216L215 39H217V40L219 41V44H217V43H218L217 40H216V41H212V40H214ZM222 37H223L224 39H223ZM262 37H263V38H262ZM5 38H6V39H5ZM17 38H18V39H17ZM32 38L35 39V40H37V41L33 40ZM38 38L40 39V41H42V43L39 42V39H38ZM50 38H51V39H50ZM53 38H54V39H53ZM57 38H58V40H56ZM65 38H66V39H65ZM71 38H72V39H71ZM114 38H116L117 41L114 40ZM139 38H141V36H140ZM176 38H177V39H176ZM185 38H186V39H185ZM187 38H188L189 40H188ZM208 38H209V40H208ZM248 38H249V39H248ZM250 38H251V39H250ZM261 38H262V39H261ZM2 39H3V40H2ZM8 39H9L10 41H9ZM16 39L18 40V42L16 41ZM20 39H21V40H20ZM22 39H23V40H22ZM27 39H30V40H33V41H30V40H27ZM49 39H50V40H49ZM52 39H53V40H52ZM93 39H92L91 41L94 42L95 40H93ZM100 39H101L102 41H100ZM107 39H108V40H107ZM163 39H162V40H163ZM200 39H202L201 36H200ZM206 39H207V40H206ZM211 39H212V40H211ZM229 39H230V40H229ZM240 39H241V40H240ZM260 39H261V40H260ZM19 40H20V41H19ZM48 40H49L50 42H48ZM51 40H52V41H51ZM59 40H60V41H59ZM62 40H63L64 42H63ZM67 40H68V41H67ZM69 40H70V41H69ZM71 40H72V42H71ZM118 40H120V41H118ZM182 40H183V41H182ZM185 40H186V41H185ZM227 40H228V42H227ZM232 40H233V42H232ZM254 40H255V41H254ZM2 41H3V42H2ZM6 41H7V42H6ZM12 41H13L14 43H13ZM26 41H27V42H26ZM55 41H57V42L55 43ZM61 41H62V42H61ZM73 41H74V42H73ZM77 41H78V42H77ZM81 41H82L83 44L81 43ZM89 41H90V40H89ZM123 41H124V42H123ZM137 41H138V40H137ZM176 41H177V43H175ZM184 41H185V42H184ZM195 41H196V42H195ZM211 41H212V42H211ZM250 41H251V42H250ZM262 41H263V42H262ZM4 42H5V43H4ZM24 42H25V43H24ZM28 42H29V43H28ZM30 42H31V44H30ZM37 42H38V43H37ZM65 42H69L70 44H69V43H65ZM110 42H111V43H110ZM116 42H117V43H116ZM167 42H169V43H167ZM180 42H181V45H180ZM213 42H214V43H213ZM234 42H235V43H234ZM9 43H10V44H9ZM16 43H17V44H16ZM20 43H21V45H20ZM27 43H28V46H27ZM49 43H50V44H49ZM57 43H59V45H58ZM62 43H63V44H62ZM107 43H108V42H107ZM121 43H122V44H120V46H119V47H120L119 51L123 50V49H121V45L123 46V48H124V50H125V47H124L125 44H126V43H125V40H122ZM170 43H172V46H171ZM187 43H188V45L185 46L184 44H187ZM192 43H194V44H192ZM211 43H212V44H211ZM225 43H226V44H225ZM227 43H228V44H227ZM12 44L15 45V46H12ZM22 44H24V45H22ZM32 44H33V45H32ZM35 44H37V46H38V48H36V49H35V47H37V46H35ZM43 44H45V45H43ZM65 44H66V45H65ZM76 44H77V45H76ZM97 44H98V43H97ZM130 44H131V42H130ZM134 44H135V42H134ZM134 44L132 43V45H134ZM182 44H183V46H182ZM215 44L218 45V46H216ZM17 45H18L20 48H19ZM25 45H26L27 47H25ZM46 45H48V47H47ZM49 45H50V49H51V48H53V49L49 50V49H48V48H49ZM68 45H69V46H68ZM74 45H75V46H74ZM79 45H80V46H79ZM98 45L101 46L100 44H98ZM169 45H170V46H169ZM178 45H179V46H178ZM192 45H193V46H192ZM211 45H212V46H213V45L216 46V48H217V50H218V51H217V55H218L217 58H219L220 60H218V59L215 58V57H214V58H213V57H210V55H211L210 50L213 48ZM219 45H220V46H219ZM243 45H244V46H243ZM6 46H7V47H6ZM21 46H22V47L24 46V48H22ZM41 46H43V47H41ZM51 46H52V47H51ZM55 46H54V47H55ZM58 46H59V47H58ZM65 46H68V47H65ZM117 46H115V47H117ZM127 46H128V44H127ZM127 46H126V47H127ZM188 46H189L190 48H189ZM210 46H211V47H210ZM224 46H226V48H225ZM1 47H2V48H1ZM3 47H4V48H3ZM5 47H6V50H7V51L5 50ZM8 47H10V48H12V49H9ZM17 47H18V49H20V50L22 49L21 52L17 49ZM30 47H33V48H30ZM60 47H61V48H60ZM76 47H77V48H76ZM78 47H81V48H79V49H82V51L79 50ZM119 47H117V48H119ZM169 47H170V48H169ZM172 47H173V48H172ZM176 47H177V48L179 47V48L177 49ZM181 47H182V48H181ZM187 47H188L189 49H188ZM194 47L197 48V49H195ZM218 47H219V48H218ZM223 47H224V48H223ZM256 47H257V48H256ZM258 47H259V48H258ZM7 48H8V49H7ZM55 48H56V47H55ZM59 48H60V49H59ZM74 48H75L76 52H75V50H73ZM83 48H85V49H83ZM175 48H176L177 50H176ZM192 48H194V49H192ZM241 48H242V49H241ZM247 48H248V49H247ZM251 48H252V49H251ZM1 49H2V50L4 49V50L2 51ZM13 49H15V50L17 49L19 52L16 51V52H17V53H16ZM23 49H24V50H23ZM34 49H35V50H34ZM39 49H40V52H41L42 50H43V51L40 53V52H39ZM41 49H42V50H41ZM66 49H67V50H66ZM77 49H78V50H77ZM168 49H169V51L172 50L174 53H172V51L169 52ZM174 49H175V50H174ZM181 49H182V50H181ZM198 49H199V51H200V54H199V52H198V55H197V54H196L197 52H196L195 50H198ZM219 49H220V51H219ZM224 49H225V50H224ZM244 49H245L246 51H245ZM260 49H261V50H260ZM27 50H26V51H27ZM87 50H86V51H87ZM91 50H92V48H91ZM187 50H188L189 52H192V53H189ZM193 50L195 51V54H196L197 56H193V53H194ZM208 50H209V51H208ZM221 50H222V51H221ZM5 51H6V52H5ZM11 51H12L13 54L11 53ZM13 51H14V52H13ZM37 51H36V52H37ZM54 51H55V50H54ZM65 51H64V53H65ZM86 51H85V52H86ZM181 51H182V52H181ZM227 51H228V52H227ZM241 51H242V52H241ZM257 51H258V52H257ZM68 52H66L65 54L67 55ZM74 52H75V55L73 54ZM122 52H123V51H122ZM176 52H177V53H176ZM207 52H208V53H207ZM224 52H225V53H224ZM237 52H238V53H237ZM246 52H247V54H246ZM262 52H263V53H262ZM2 53L4 54L5 57L3 56ZM5 53H7L10 57H9L7 54H5ZM48 53H47V54H48ZM52 53H54V52H52ZM59 53H60V52H59ZM59 53H56V54L58 55V57H59L60 54H61V53H60V54H59ZM94 53H97V54H94ZM179 53H180V55H178V57H176V55L179 54ZM202 53H203V55H202ZM221 53H222V54H221ZM230 53H232V54H230ZM235 53H237V54H235ZM239 53H240V54H239ZM243 53H244L245 55H244ZM1 54H2V55H1ZM56 54L54 55V54H50V53H49L50 56H49V55H45V56H46V57H47V56H48V57H51L50 60H51L52 58H53V60H56V57H57ZM65 54H64L63 56H62V54H61L60 57L63 58V60H68V61H70V58H69L68 56H67L68 59H64ZM71 54H72V55H71ZM83 54H84V51H83ZM123 54H124V53H123ZM186 54H187V55H186ZM189 54H190V55H189ZM195 54H194V55H195ZM206 54H207V55H206ZM260 54H261V55H260ZM23 55H25V54L23 53ZM42 55H43V54H42ZM80 55H82V53H81ZM80 55H79V56H80ZM173 55H174V57H173ZM181 55H183V56H181ZM188 55H189L190 57H188ZM205 55H206V57H205ZM212 55H213V53H212ZM212 55H211V56H212ZM220 55H221V56H220ZM255 55H258V56H255ZM7 56H8V57H7ZM15 56H16L17 58H16ZM19 56H20V58H19ZM39 56H40V55H39ZM53 56H56V57H53ZM74 56H75V57H74ZM79 56H77V57H79ZM192 56H193V57H192ZM199 56H200V57H199ZM207 56H208L209 59H211V60H209ZM214 56H216V55H214ZM243 56H244V58H243ZM245 56H246V58H245ZM3 57H4V58H3ZM42 57H44V56H42ZM58 57H57V58H58ZM67 57H66V58H67ZM180 57H181V58H180ZM191 57H192V58H191ZM195 57H196V58H195ZM223 57H224V58H223ZM229 57H230V58H229ZM248 57H249V58H248ZM6 58H7V59H6ZM11 58H12V59H11ZM54 58H55V59H54ZM85 58L87 59V57H85ZM85 58H84V59L82 58V60H81L80 58H78V61H81L82 64L87 63V65H88V64H92V65H94V64L91 62V61H92V59H91L92 57H90V59H87V62H85V61H86ZM88 58H89V57H88ZM177 58H178V59H177ZM179 58H180V60H181L180 62H183V63H181L180 66H179V64H180V62H179ZM199 58H200V61H199ZM212 58H213V59H212ZM232 58H233V59H232ZM242 58H243V59H242ZM256 58H257L258 61L256 60ZM258 58H259V59H258ZM4 59H5V60H4ZM13 59H15V60L13 61ZM16 59H17V60H16ZM43 59H44V61H45L46 63L49 62L48 64H50V61H48L49 59H48V60H45V58H43ZM46 59H47V58H46ZM95 59H94V60H95ZM174 59H177L178 62H177L176 60H174ZM182 59H183V60H182ZM193 59H194V61H193ZM202 59H203V60H204V59H205V60L208 59V60H207L208 62L205 61V60H204V62H203ZM214 59H217V60H218L217 62H219V63H215L216 61L214 62V61H213ZM221 59H222V62H221L222 64L220 63ZM226 59H227L228 61H227ZM234 59L237 60V62H236ZM11 60H12V62H11ZM53 60H52V62H53ZM59 60H61V59L59 58ZM74 60H73V61H74ZM84 60H85V61H84ZM88 60H90V61H88ZM104 60H105V59H104ZM224 60H225V61H224ZM231 60H232V61H231ZM239 60H240V61H239ZM248 60H250L251 62L248 61ZM6 61H8V62H6ZM26 61H27V60L25 59L24 62H26ZM47 61H48V62H47ZM56 61H58V60H56ZM61 61H62V60H61ZM82 61H83L84 63H83ZM174 61H175V63H174ZM196 61H199V62H196ZM211 61H212V63H211ZM234 61H235V62H234ZM254 61H255V62H254ZM52 62H51L52 65L50 64V65H51V68H50V66H49V68L52 69L53 67H55V68L59 69V70L62 72V74L65 73V69H66V68H69V67H68V66H69L68 64H70V66L72 65V64H71L72 61H71V63L66 64V65H68V66H66V65L64 64V63H67V61H64V63L62 62V64L59 63V61H58V62H55V61H54V63H52ZM74 62H75V61H74ZM88 62H89V63H88ZM102 62H103V63H102ZM176 62H177V64H176ZM186 62H187V64H189V65H186V64H185ZM192 62H193V63H192ZM194 62H196V63H194ZM233 62H234V63H233ZM240 62H242V63H240ZM247 62H248V63H247ZM57 63H58L59 65H60V64H61V65L59 66ZM178 63H179V64H178ZM198 63H199V64L201 63L202 66L204 65V67L199 66ZM206 63H207L208 65H207ZM210 63H211V64H210ZM231 63H232V64H231ZM238 63H239V64H238ZM261 63H262V64H261ZM48 64H47V65H48ZM63 64H64V65H63ZM98 64H97V66L95 65V69H96V67L98 68ZM103 64H104L105 66H103ZM194 64H196V66H195ZM201 64H200V65H201ZM216 64H217V65H216ZM233 64H234V66H233ZM11 65H10V67H11ZM45 65H46V64H45ZM74 65H78V64H77V63H76V64L74 63ZM74 65H72V66H74ZM85 65H86V64H85ZM87 65H86V66H87ZM92 65H91V66H92ZM106 65H108V66L106 67ZM177 65H178L179 67H178ZM182 65H183V66H182ZM191 65H192V66H191ZM210 65H211V66L213 65V66L210 68ZM224 65H225V66H224ZM258 65H259V66H258ZM19 66H20V65H19ZM19 66H18V67H19ZM61 66H62V67H61ZM63 66H65V67H63ZM72 66H71V67H72ZM176 66L178 67V71H177ZM181 66H182V67H181ZM187 66H188V68H186ZM197 66H198V67H197ZM208 66H209V67H208ZM214 66H215L217 69H216ZM218 66H219V67H218ZM222 66H224V67L221 68ZM256 66H257V67H256ZM21 67H22L21 69H20V67L17 68V71L20 72V71L22 70V72H23V69H24V68H23V66H21ZM47 67H48V66H47ZM88 67H89V66H88ZM93 67H94V66H93ZM195 67H196V68H195ZM213 67H214V69H213ZM234 67H235V68L237 67V68L235 69ZM243 67H244V68H243ZM253 67H254L255 69H254ZM261 67H262V68H261ZM61 68H62V69L65 68V69L62 70ZM74 68L77 69L76 66H74ZM102 68H103V69H102ZM175 68H176V69H175ZM180 68H181V69H180ZM184 68H186V69L184 70ZM197 68H198V69H197ZM200 68H201V69H200ZM203 68H204V69H203ZM225 68H226V69H225ZM250 68H251V69H250ZM252 68H253V69H252ZM4 69H5V70H4ZM19 69H20V70H19ZM70 69H71V68H69L68 70L66 69L67 72L70 71V73L68 72V73L70 74L69 76H71V70H72V69H71V70H70ZM98 69H99V68H98ZM101 69H102V71H101ZM110 69H112V68H110ZM187 69H189V71H188ZM202 69H203V70H202ZM221 69H222V70L224 69V71L228 69L227 71H225V72H228V73L225 74V72L222 71ZM234 69H235V70H234ZM244 69H245V71H244ZM260 69H261L262 71H261ZM3 70H4V72H2ZM8 70H10V68H9ZM8 70H6V71H8ZM12 70H13V69H12ZM24 70H25V69H24ZM73 70H75V69H73ZM73 70H72V72H73ZM96 70H97V69H96ZM103 70H104L105 72H104ZM181 70H182V73L180 74ZM195 70H196V71H195ZM200 70H201V72H200ZM207 70H208V71H207ZM210 70H211V71L213 70V72H211ZM214 70H216V72H218L217 74H219L220 76L223 74V75L221 76V78H219V75H216V74H215L216 72H215ZM217 70H218V71H217ZM233 70H234V71H233ZM236 70H237V71H236ZM13 71H14V70H13ZM17 71H15V72H17ZM110 71H113V69L110 70ZM176 71H177L178 73H177ZM179 71H180V72H179ZM185 71H186V73H185ZM198 71H199V72H198ZM203 71H204V72H203ZM209 71H210V72H209ZM253 71H254V72H253ZM22 72L20 73L21 75L19 74L18 76H19L20 78H21V77L26 78V77L23 76V75H26V74H25V73L22 74ZM63 72H64V73H63ZM67 72H66V73H67ZM102 72H103V73H102ZM107 72H108V74H107V76H106V73H107ZM175 72H176V75H175ZM183 72L185 73V76H184V73H183ZM190 72H191V74H190ZM192 72H193V73H192ZM206 72H207V73H206ZM223 72H224V73H223ZM232 72H235V73H232ZM246 72H247V73H246ZM250 72H251V74H250ZM260 72H262V73H260ZM2 73H5V74H2ZM75 73H77L76 70H75ZM75 73H74V72L72 73V74H73L72 77H74V76L76 77V76H77V75H75ZM202 73H203V74H202ZM209 73H210V74H209ZM211 73H212V74H211ZM231 73H232V74H231ZM238 73H239V76H237ZM245 73H246V74H245ZM256 73H257V74H256ZM7 74H8V73H7ZM178 74H179V75H178ZM182 74H183V75H182ZM188 74H189V76H191V75L193 76V77L191 76V78L189 77V81H188ZM193 74H194V75H193ZM213 74H214V76H213ZM235 74H237V75H235ZM241 74H244V75H241ZM249 74H250L251 76H249ZM254 74H255V75H254ZM1 75H0V76H1ZM114 75H115V76H114ZM177 75H178V76H177ZM181 75H182V77H181ZM186 75H187V76H186ZM198 75H199V76H198ZM204 75H205V76H204ZM206 75H207V76H206ZM224 75H226L227 77L224 76ZM231 75H232V78H231ZM246 75H248V77H247ZM253 75H254V76H253ZM2 76H1L0 78H2ZM65 76H66V78L64 77L65 80H66L67 78H69V76H67V75H65ZM183 76H184V77H183ZM210 76H212V77L210 78ZM223 76H224L225 78H224ZM242 76H243V77H242ZM9 77H10V78H9ZM16 77H17V76H16ZM72 77H71V78H72ZM75 77H74V78H75ZM194 77H195V78H194ZM200 77L203 78V79H200L201 82L203 81L202 83H201L200 80H199ZM207 77H209L210 79H212L211 82L213 83V85H212L211 82H209L210 79H207ZM234 77H235V79H234ZM239 77H240V78H239ZM244 77H245V78H244ZM6 78H8V79H6ZM28 78H29V77H28ZM28 78H26V79H28ZM71 78H69V79H67V80L69 81V80H71ZM182 78H183L184 80H183ZM186 78H187V80H186ZM197 78H198V79H197ZM205 78H206V79H205ZM213 78H215L217 82L214 81L215 79H213ZM217 78H218V79H217ZM230 78H231V79H230ZM241 78H242V79H241ZM258 78H259V79H258ZM26 79H22V78H21V80H20L21 82H20V81H19V78L17 77V80L19 81L18 83H22L24 80H25V81H24V83H25V82H26ZM29 79H30V78H29ZM29 79H28V80H29ZM72 79H73V78H72ZM190 79H192L194 82L191 81ZM194 79H195V80H194ZM227 79H228V80H227ZM245 79H246V80H245ZM22 80H23V81H22ZM67 80H66L65 82L63 81V82H64V83L62 84L63 86H64V84L68 83ZM218 80H220V81H219L220 83L218 82ZM222 80H223V81H222ZM230 80L234 81V82H233L234 85L232 84V81H230ZM237 80H238V81H237ZM249 80H250V81H249ZM257 80H258V81H257ZM31 81H32V80H31ZM118 81H119V82H118ZM118 81H117V82L120 83V80H118ZM186 81H187V84H188V85L186 84ZM190 81H191V82H190ZM198 81H199V82H198ZM205 81H206V82H205ZM254 81H255V82H254ZM260 81H262V82H260ZM14 82L12 83V85L10 84L11 82H10L9 84L7 83L8 86L11 85V86L13 87L14 91L16 90V89H15L16 86L19 87L18 90H19L20 92H21V90H23V92L25 93V95H32V92H34V90H35V88L33 89V87H34L33 85H34V84H33L32 82H28V81H27L28 83L26 82L27 85H28L29 83L32 85V87H31V85L29 84V85H30V86H29L30 88L27 87L26 84H25L26 86H24V84L22 83L24 87H27V88L30 89V90L33 89L32 91H28V90H27L26 88H24V87H22L23 89L20 90L22 84H21V86H19V85H17V84H16V86H15V85H14ZM188 82H189V83H188ZM192 82H193V83H192ZM197 82H198L199 84L201 83V85H202V84L205 85L206 88H205V86H204V89H203V86L200 85V86H201V87H200L199 84H198ZM221 82H223V84H222ZM225 82H228V85H227V83H225ZM237 82H238V83H237ZM247 82H248L249 84H248ZM196 83H197V85H195ZM214 83H215V84H214ZM224 83H225V84H224ZM229 83H231V84H229ZM250 83H251V84H250ZM253 83H254V84H253ZM261 83H262V84H261ZM68 84H69V83H68ZM190 84H192V86H191ZM209 84H210V85H209ZM216 84H217V85L220 84V85H219L220 88H219V86H217ZM260 84H261V86H259ZM13 85H14L15 87H14ZM121 85H122V84H121ZM178 85H179V84H178ZM189 85H190V86H189ZM194 85H195V86H194ZM215 85H216V86H215ZM230 85H231V86H230ZM241 85H242V86H241ZM245 85H246V86H245ZM249 85H252V86H250V87L247 88V86H249ZM63 86H61V87L63 88ZM65 86H66V85H65ZM84 86H87V85L84 84ZM197 86H198V87H197ZM209 86H210V89H209ZM211 86H212V87H215V88H213V89H215L216 91H217V89H219V91H220V90H223V89L225 90V88L228 86L227 89H229L230 91H229V90H228L229 92H228L227 90H226V91L228 92V94H229V93L232 94V96L230 97V98H231L230 100H231L232 102L230 101V103H227L228 100H227V101H226L225 99L223 100L224 95H226L227 92H226V93H225V92H222L223 94L225 93L224 95L222 94V97H223L222 99L219 98V97L221 96V95H220V94H221V91H220V93L218 94L219 96H218V95H217V96L214 95V97H213V94H217V93H215V92L213 93L214 90L211 88ZM221 86H222V87H221ZM243 86H244V87H243ZM9 87H10V86H9ZM9 87H8V88H9ZM67 87H68V86H67ZM191 87H192L193 89H192ZM229 87H230V88H229ZM252 87H256V88H252ZM8 88H7V89H8ZM10 88H11V87H10ZM31 88H32V89H31ZM62 88H61V89H62ZM65 88H66V87L63 88V91L65 90ZM176 88H178V86H176ZM195 88H196V89H195ZM199 88H200V90H199ZM216 88H217V89H216ZM221 88H222V89H221ZM250 88H252V89H250ZM24 89H26V90L28 91V92H27L28 94H26V92H25ZM86 89H87V87H86ZM185 89H186V90H185ZM208 89H209V90H208ZM211 89L213 90L212 93L210 92ZM231 89H232V90H231ZM243 89H246V90H243ZM254 89H255V90H254ZM8 90H12V88H11V89H8ZM87 90H88V89H87ZM224 90H223V91H224ZM235 90H236V93H235ZM250 90H251V91H250ZM252 90H253L254 93L252 92ZM261 90H262V91H261ZM61 91H62V90H61ZM63 91H62V94H63ZM190 91H191V92H190ZM192 91H193V92L195 91V92L192 93ZM202 91H204V92H205V91H208L209 93H208V92H205V93H208V94H210V95H212V96H210V95H208V94L205 95V93L202 92ZM233 91H234V93H233ZM247 91H248V92H247ZM10 92H12V91H8V94H10ZM197 92H198V95H197ZM199 92H200V93H199ZM201 92H202V94H203L204 96L201 94ZM246 92H247V93H246ZM14 93H16V92H12V94L9 95L10 97H13V99H10V98H9L11 101L13 100V102H11L10 104H9L10 101H9V102H5V103H8V104L10 105V107H11V109H9V110H10L9 112H10V113L13 112L12 114H15V113H16V114H15L16 116H15V115H11V114L7 111V108H5L7 105L4 106V110H5L6 114H9V115H7L8 117H7L5 114H3V113H2V114H3V117H2V115L0 114V116L2 117V118L0 117L1 120L4 121V119H5V121L2 122V123H3L2 125H5V126H9V125L12 124V121H13V120H11L10 117H12V118H13V116H14V118H15V117H18V116L20 117L21 115H19V114H20V113H22V114L24 113V111L22 112V110H19V109H18L20 106L17 108L16 103L18 104V103H19L18 101H19L21 98L19 97V99H18V97H16V94H17V93H16V94H14ZM24 93H20V94H24ZM190 93H191V94H190ZM13 94H14V95H13ZM20 94H19V95H20ZM195 94H196V95H195ZM199 94H200V95H199ZM228 94H227V95H228ZM236 94H238V95H236ZM240 94H241V95H240ZM244 94H245V95H244ZM63 95H64V94H63ZM63 95H62V97H64ZM187 95H189V96H187ZM194 95L197 96V97H199V98L195 97ZM201 95H202V96H201ZM250 95H251V96H250ZM20 96H21V95H20ZM207 96H208V98H207ZM229 96H230V95H229ZM229 96H227V97L229 98ZM4 97H5V98H4ZM4 97H3V98H4V100H5L7 96H4ZM14 97H16L18 100H17L16 98H14ZM216 97H218V99H216V100H218V102H219V103H217V104H220V100H219V99H221V102H222V101H223V102L226 101V104H229L230 106L236 105V108H238V110H240L241 112H242V110H243L244 113L246 112L245 109H249V108L252 109L251 107H253V109H254V111H255V108H256V113H257V111H258L257 116L255 117L256 120L253 119L254 116H255V114H256L255 112L252 113V112H253L252 110H251L252 112H250V111H249L250 109L247 110V112H246V114H250V113H251L252 115L254 114L253 117L251 116V114H250V116H247V115H246L248 118H249V117L252 118L251 120L249 119V120L251 121V123H253L252 126H251V123L248 121V119H247V121H248L249 124H247V121H245L244 123H246V124H245V126H243V124H244V123H243L244 119H243V120H240L243 124L239 122V123H240V124H238L239 127L237 126L238 128L243 129V128L246 127V125H247L248 127H246V129L244 130V132L246 133V135L243 134V132H242L243 130H241V129H239V130H241L242 133L239 132V135H240V134H241V135H245V137L242 136L243 138H246V136H247V138L244 139V140H247L250 136H252V138L255 136L257 139L255 138L256 140L254 141V143H253V140H254V139L252 140L251 137H250V139H249V140H250L249 143H248V140H247V141H243V142L240 141V140H242V139L239 138V135H238V137H236V134H237V132H238L239 130H236V128H237L236 125H235L236 128L234 127V125H233V127L230 126V125H229L230 127L227 126L228 124H230L229 122H227V119H223L224 121L226 120V123H227V124L225 125V124H224L225 122L222 121V119L220 118V117H221L220 115L218 116V118L221 119V121H220L217 117H215V116H217V114H216L215 116L212 117L211 114H214V113H213V112L211 113V111H212L211 108H209V110H208V105H209V107H211L212 104L216 105V102L213 103L214 100H211V98L214 99V98H216ZM236 97H237V98H236ZM3 98H2V100H3ZM89 98H91V97H89ZM205 98H206V99H205ZM225 98H226V97H225ZM232 98H233V99H232ZM235 98H236V99H235ZM250 98H252V99H250ZM0 99H1V98H0ZM7 99H8V98H7ZM7 99H6V100H7ZM187 99H188V100H187ZM199 99H200V100H199ZM2 100H1V103H2ZM4 100H3V102H4ZM6 100H5V101H6ZM16 100H17V101H16ZM201 100H202V102H201ZM216 100H215V101H216ZM235 100H236V103H235ZM247 100H248L249 102H248ZM7 101H8V100H7ZM15 101H16V102H15ZM238 101H239V102H238ZM20 102H21V101H20ZM90 102H91V101H90ZM196 102H198V103H196ZM233 102H234L235 104L232 105ZM243 102H244V104H243ZM253 102H255V103H253ZM1 103H0V104H1ZM5 103H2L1 106H2L3 104H5ZM211 103H212V104H211ZM239 103H240V104H239ZM70 104H71V103H70ZM245 104H246V105H245ZM248 104H250V106H249ZM252 104H253V106H252ZM244 105L246 106L245 108H244ZM1 106H0V108H1ZM78 106H79V105H78ZM204 106H203V107H204ZM212 106H213V105H212ZM230 106H228V108L231 109ZM237 106H238V107H237ZM10 107H9V108H10ZM12 107H13V108H12ZM64 107H65V108H64ZM69 107H70V105H69ZM71 107H73V108H69V109H70V111H72V112L75 111V110L77 109V108H75L72 104H71ZM76 107H77V106H76ZM239 107H240V108H239ZM257 107H258V108H257ZM2 108H3V107H2ZM2 108H1V109H2ZM60 108H62V109H61V110H62V113H64V109L66 110V105L63 106V107H60ZM67 108H68V107H67ZM74 108H75V109H74ZM192 108H190V109H192ZM232 108H233L234 110H236V109H235V106H233ZM243 108H244V109H243ZM260 108H262V109H260ZM1 109H0V110H1ZM13 109H14V110H13ZM73 109H74V110H73ZM79 109H80V108H79ZM151 109H152V108H151ZM203 109H205L206 112H205ZM206 109H207V110H206ZM258 109H260V110H258ZM17 110H18V111H17ZM77 110H78V109H77ZM210 110H211V111H210ZM238 110H236L237 113L239 112ZM1 111H3V109H2ZM1 111H0V113H1ZM190 111H191V110H190ZM202 111H203V113H202ZM207 111H208V113L210 112L209 114H210V117H211V119H212V120H211L212 122L210 121V118H209V117L207 118V116H208ZM259 111H263V112H259ZM7 112H8V113H7ZM18 112H19V114H18ZM243 112L241 113V115L243 114V116L245 117V114H244ZM248 112H250V113H248ZM78 113H79V112H77V113L74 112V116H75V114H76V118H77V119H79V117H80L79 115H80L82 112H81L80 114H78ZM239 113H240V112H239ZM239 113H238L237 117L240 116L239 119H242L243 116L241 117V115H239ZM259 113H261V115L263 114V115H262L263 117H262ZM77 114H78V115H77ZM156 114H157V113H156ZM201 114H200V116L203 117ZM17 115H18V116H17ZM23 115H24V114H23ZM23 115H22V116H23ZM82 115H83V113H82ZM82 115H81V116H82ZM258 115H260V116H258ZM4 117H5V118H4ZM158 117L161 119L160 121L163 122L162 124H163V125L165 124L164 126H166V123H164V120H162L163 118H162L161 116H159V115H158ZM196 117L198 118V120H196ZM214 117H215V119L217 118V121H218V122L214 119ZM223 117H224V116H223ZM223 117H222V118H223ZM247 117H245V120H246ZM257 117H258V119H257ZM6 118H7V119H6ZM205 118H206V120H204ZM224 118H225V117H224ZM262 118H263V119H262ZM15 119H16V118H15ZM207 119H208L209 121H208ZM213 119H214V120H213ZM237 119H238V118H237ZM239 119H238V121H239ZM203 120H204V121H203ZM259 120H261V121H260L261 123L258 122ZM10 121H11V122H10ZM197 121L199 122V124H198ZM213 121H216L217 124H218V123L221 124V122H222L221 126L223 127V126L225 125V128H226L225 131H227V129H228L227 127H229L230 129H228L229 131H227L226 134L229 133V132H230V134H231L232 129L235 128L234 131H235V130L237 131V132H236V131L234 132V133H236V134H235V137H236V138H233L234 134H232V138H231V140H230V141H231L230 144H232V142H233L234 140H235L234 143H236L237 140H238L237 138L240 139V140H238L239 142H242V143H244V142L246 143V142H247L249 145H250V144H253V145H251V147H250V148H253V149H252V150H248V149H250L249 146H247L248 144H245V143L242 144V143H240V144H242V147L245 148V149H244L245 151L247 150L249 153H250V151H252V153H250V154H249L248 152H247V153H248V154H247V153L244 151V153H246L247 156H243V155L241 154V150L239 149V148H241V145H240L238 142H237V143H238L240 146H239L238 144H237L238 146H236L237 148L239 147L238 149H239V152H240V154L242 155V157H244V158H246V159H247V157H249V155L251 156V155L254 153L253 155H255V157H256V158H254V157L252 156L254 160H252L251 157L248 158L249 160H252V163H251V161H248V159L245 160V159L242 158V159H241L242 162H243V163H244L245 161H246V162L244 163V165L241 164V163H242L241 160L237 159V157H236V156H237L236 154H238V155H240V154H239V153H236V152H238V151H235L237 148L234 149V148L232 147V145H230L229 149H230V151H231L232 153H233V150H232V149H234V151H235V152L233 153L234 156L236 155V156L234 157V160H229V159H228V158H230L229 155L231 154V152H229L230 154H228V152H225V153H224V154L227 153V154H228L227 156H229V157H226L224 154L221 153V152H222V147H221V146H222V145H221L222 142H221V141L224 140V139H223L224 137L226 138V136H227V138H228L229 136H228V135L224 136V135H225V134H224L225 131H222V127H221L220 125H219V126H218V125H217V126H213V125H216L215 122H213ZM256 121H257V123H256ZM9 122H10L11 124H10ZM201 122H202V124H203V122H205V123H204L205 126H204V125L202 126V124L200 125ZM235 122L237 123V120H236ZM5 123H6V124L8 123L9 125H8V124L6 125ZM208 123H210V124H208ZM213 123H214V124H213ZM262 123H263V124H262ZM197 124H198L199 126H197ZM241 124H242V126H241ZM254 124H255V125H254ZM261 125H262V126H261ZM5 126H2V127L6 128ZM201 126H202V127H201ZM206 126H207V127H206ZM209 126H212L213 129L210 128ZM250 126H251L252 129L249 128ZM255 126H256V127L258 126L260 129L258 130V127H257V129H256ZM198 127H200V128H198ZM208 127H209V129H208ZM214 127H215V128H214ZM217 127H218V128H217ZM220 127H221V129H220ZM8 128H9V127H7V129H5L6 132L9 131ZM216 128H217V131L214 130V129H216ZM223 128H224V127H223ZM231 128H232V129H231ZM238 128H237V129H238ZM253 128H254V129H253ZM219 129H220L221 131H220ZM40 130L42 131V128L39 129V132H40V133H38V132H37V133H38V134H42L43 137H46V136H45V135H46V131H44V130H45V126H44V130L42 131L43 133H42ZM46 130H47V128H46ZM206 130L209 131L210 134H209ZM246 130H247V131L249 130L248 132H249L250 134H253V135L248 134ZM252 130H253V131H252ZM255 130H257V132H256ZM213 131H214L216 134H217L218 131H220V132H218V134H219V133H220V135H221L222 133H223V134H222L221 136H218V135H217V137L214 138V135H213L214 133H212ZM254 131H255V132H254ZM260 132H261V133H260ZM262 132H263V133H262ZM207 133H208V134H207ZM232 133H233V132H232ZM32 134H34V133H32ZM216 134H215V135H216ZM230 134H229V135H230ZM247 134L249 135V137H248ZM34 135H35V137H34L33 135H32V137H31V134H30V137H31V138H28L29 141H28V140H24V141H25L26 143H28V145H29V142H32V140H33V142H36L38 139H40V137L42 138V136H40V137H39V135L37 136L36 132H35ZM208 135H209V136H208ZM241 135H240V136H241ZM207 136H208V137H207ZM210 136H211V137H210ZM33 137H34V139H32ZM36 137H37V138H36ZM209 137H210V140H211L210 142L207 141ZM212 137H213V139H212ZM219 137H220V138L222 137V138L220 139ZM230 137H231V136H230ZM230 137H229V138H230ZM242 137H241V138H242ZM261 137H262V138H261ZM204 138L207 139V140H205ZM216 138H218V143H216V141H217ZM227 138L225 139L226 141L224 140L226 143H227V141L229 140V139H227ZM30 139H32V140H30ZM44 139H46V138H43V140H44ZM215 139H216V140H215ZM41 140H42V139L38 140V142L41 141ZM204 140H205V141H204ZM220 140H221V141H220ZM251 140H252V141H251ZM20 141H21V140H20ZM212 141H213L214 143H216V145H214V143H213ZM219 141H220V144H219ZM224 141H223V143H224ZM263 141H264V140L261 141L263 145H262V146L260 145L262 148L264 147V143H263ZM33 142H32V143H33ZM206 142H209V143H206ZM211 142H212L213 144H212ZM14 143H19V144L23 143V144H24L23 140H22L21 142H14ZM210 143H211V144H210ZM223 143H222V144H223ZM226 143H225V145H224V146H226V147H224V146H223V147L225 148L226 151H229V149H228L229 144L226 145ZM33 144H34L35 147L38 146V145H35V143H33ZM218 144H219V145H218ZM256 144H261V143H260V141H259V143L256 142ZM30 145H31V144H30ZM243 145L246 146V147H244ZM14 146H15V144H14ZM20 146L23 147L22 144H21ZM20 146H19V147H20ZM34 146H33V147H34ZM210 146H209V147H210ZM214 146H215V147H216V146H219V147L221 148V152H219V149H215ZM19 147H18V150H20ZM24 147H26V145H25ZM29 147H32V146H28L27 149H28ZM209 147H208V148H209ZM231 147H232V149H231ZM255 147H256V146H255ZM38 148H39V147H38ZM38 148H34V149H37V151H38ZM206 148H207V146H206ZM208 148H207V149H208ZM217 148H218V147H217ZM247 148H248V149H247ZM21 149L23 150V152L25 151V148H24V149L21 148ZM29 149H30V148H29ZM34 149H33V152L30 151V150H32V149L27 150V153H26L27 155H23V156H26V157L28 156V157L30 158V162H29L28 157H27V158L25 157V162H26V160H27V162L25 163L26 166L29 165V164H32V165L35 164V165H36V163H31V160H34L33 157H36L35 155H40V154L42 153V151H43V150H42V151L40 150L41 153H39V152H40V151H39V152H37V154H36V153H35L36 150H34ZM15 150H17V144H16V147H15ZM22 150H21V151H22ZM214 150H216V151H214ZM217 150H218V152H217ZM242 150H243V149H242ZM13 151H14V149H13ZM13 151H12V152H13ZM34 151H35V152H34ZM223 151H224V149H223ZM12 152H11V151L9 152V153H11V156H12ZM14 152L17 153V152H19V151H14ZM215 152H217V154H219L220 157H219ZM28 153H29V155H31V154L34 153V156L31 155V156H32V157H31V156L28 155ZM235 153H236V154H235ZM14 154H15V153H14ZM22 154H23V153L20 152V155H22ZM24 154H25V152H24ZM43 154H45V153H43ZM43 154H41L42 157H41V156H37V157H39V159H41V158L43 159L44 156H45V160H46V159H47V158H46L47 156H46V154L43 156ZM221 154H222V155H221ZM17 155L20 157L21 160H19V157H17L16 154H15V156L18 158V160H17V158L15 159V157H13V156H12V158L15 159V161H19V162H15L14 160H12L15 164H14L13 162H11V163H13L14 165H17V166H18V164H20L19 166H21V165H22V162H21V161H24V158H23V156H20L19 154H17ZM241 155H240V156H241ZM221 156H222V157L225 156L224 159L227 158V159H226L227 161H225ZM231 156H232V154H231ZM8 157H9V156H8ZM37 157H36V158H37ZM40 157H41V158H40ZM10 158H11V157H10ZM10 158H8V159H10ZM12 158H11V159H12ZM11 159L8 161L9 163H10ZM22 159H23V160H22ZM42 159H41V162L44 163L45 160L43 159L44 161H42ZM192 159H193V158H192ZM220 159H221V160H220ZM230 159H233V156H232V158H230ZM255 159H258V161H257V160L255 161ZM36 160L38 161V162H37L38 164H37V167H36V166H35V167H36V168H39L38 166H40L42 163L40 162V160H38V158H37ZM36 160H35V161H36ZM193 160H194V159H193ZM222 160H223L224 162H226V163H224ZM228 160H229V162H230V161H232V162L228 163ZM235 160H236V161H237V160L240 161L239 166H238L239 161L235 162ZM35 161H34V162H35ZM194 161H195V160H194ZM233 161L235 162V165H233V164H234ZM247 161H248L249 163H248ZM39 162H40V165H39ZM46 162H47V160H46ZM46 162L44 163L45 165H46ZM257 162H258V163H257ZM23 163H24V162H23ZM27 163H29V164H27ZM222 163H223V164H222ZM227 163H228V164H227ZM232 163H233V164H232ZM196 164H197V163H196ZM224 164H225V165H224ZM229 164H231L230 167H232V166H233V167L230 168V167H229ZM8 165H12V164H8ZM23 165H24V164H23ZM23 165H22V166H23ZM25 165H24V166H25ZM42 165H43V164H42ZM42 165H41V166H42ZM197 165H198V164H197ZM241 165H243V166H241ZM19 166H18V167H19ZM26 166H25V167H26ZM198 166H199V165H198ZM237 166H238V167H237ZM244 166H245V168H244ZM253 166H255V165H253ZM256 166H255V167H256ZM18 167H17V168H18ZM27 167H29V166H27ZM30 167L33 168L34 166H31V165H30ZM240 167H241V168H240ZM242 167H243V168H242ZM257 167H259V166H257ZM257 167H256V169H257ZM260 167H261V166H260ZM262 167H263V166H262ZM19 168L21 169V167H19ZM22 168H23V167H22ZM31 168H26V170L29 171V169H31ZM23 169H24V171H26L25 168H23ZM33 169H35V168H33ZM33 169L30 170V172H31V173L29 172L30 175H31V174L36 175V174L39 173V172L37 171L38 169H35V171H37L38 173L34 174L35 171H34ZM238 169H239V170L242 169V170H241L242 172L239 173L240 175L237 174V173H238V172H237ZM245 169H246V171H243V170H245ZM258 169H260V168H258ZM21 170H22V169H21ZM225 170L223 169V171H225ZM239 170H238V171H239ZM22 171H23V170H22ZM32 171H33V173H32ZM201 171H202V172L205 174V176H206V173H205L203 170H201ZM226 171H225V172H221V173H224V174H225ZM239 172H240V171H239ZM24 173H25V172H24ZM26 173H28V172H26ZM29 173H28V174H29ZM227 174H226V175H227ZM233 174H234V175H233ZM226 175H225L224 177H226ZM230 175H229V177H230ZM36 176H37V175H36ZM226 178L228 179V176H227ZM224 179H225V178H224ZM257 189H258V188H256L257 193L260 194V195H258V196H261V197L264 198V194H262L261 192H259ZM23 190H24V189H23ZM262 190H263V189L261 188L260 191H262ZM24 191H25V190H24ZM263 191H264V190H263ZM263 191H262V192H263ZM20 192H21L20 190H19V193L16 192V193H18L17 195H19V194H25L24 192H21V193H20ZM16 193H15V194H16ZM21 197H25V195H24V196L21 195L20 197H18V196L16 197V196H15V199H14V200H16L17 198H19V202L16 200L15 202H18V203H15V204H17V205L19 204V205H20V204H21L20 201L23 202V201L25 200V198H26V197H25L24 200H23V199H21ZM24 203H25V201H24ZM10 209H12V208H10ZM27 209H28V207H27ZM30 209H31V208L29 207V210H30ZM31 211H32V209H31ZM33 212H34V211H33ZM28 213H30V212H28ZM31 215H32V214H31ZM33 215H35V214L33 213ZM120 246H121V244H120ZM125 247H126V246H125ZM122 248H124V247H122ZM124 249H125V248H124ZM118 251L123 252L120 248H119ZM121 252H120V253H121ZM125 252H127V251L124 250V253H123V254H126Z\"/></svg>",
  "mask_w": 264,
  "mask_h": 264
}]
</instances>
